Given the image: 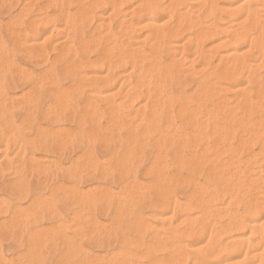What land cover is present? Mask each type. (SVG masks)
I'll return each instance as SVG.
<instances>
[{
  "label": "rangeland",
  "instance_id": "rangeland-1",
  "mask_svg": "<svg viewBox=\"0 0 264 264\" xmlns=\"http://www.w3.org/2000/svg\"><path fill=\"white\" fill-rule=\"evenodd\" d=\"M5 1H7V2H5ZM5 1L0 0V13H2V14H0V21L3 22L0 24V33H2V34H0V45H1L0 46V66L2 65L0 67V69L3 68L2 70H0V87L2 86L1 87V89L3 88L2 91L7 93L4 96V98L8 95V97H6L7 99L6 98L4 99L3 97H1L3 99V103L0 101V104H1L0 105V146H1L0 148L1 149L5 148L2 152L3 155L0 153V158H1V160H0V163H1L0 164L1 165L0 166V264H132V263L133 264H166V263L167 264L168 263L169 264L170 263H172V264H181V263L182 264H186V263L187 264H193L194 263V261H193L194 259L192 258L193 256L191 257V255H190L191 258L187 257V256H189V254L187 255L186 251L184 252V250L180 252L179 251L180 249L178 248V245H179L178 243H180V241H184L185 243H187V244L189 243L191 245V244H195L196 243L195 240L199 239L197 242H199V241H202L204 243L209 242L208 243L209 248H206L207 250L205 249L204 252L209 251L210 248L212 247V243H210V242H213V244H214V240H215V239H213V237H215V232H216L214 230H217V227L219 228V226H221V225H227V223L231 220L229 218H232V216L236 217L237 214H242L243 213L242 207L244 206L243 204L246 202L244 200L241 203V205H240V203L237 205V202H236V204H235V202H233V204L230 205L229 208H227L229 210V211L227 210V212L228 213L231 212V213H229V214L227 212H226V214L222 213V215H224V217L219 218L221 221L218 219V217L213 216V214L215 213L214 208H216L217 206L219 207L221 205L222 206L227 205L228 204L227 201L231 200L233 197L235 199L241 198L242 200L245 197L248 198L247 190H248V193H251V190H254V191L256 190L255 191L256 193L254 191H252V193L249 194V196L252 198L255 194H257L258 190L260 189V186H261L260 184L263 183V180H261V179L262 178L264 179V177H263L264 176V166L262 168V165L264 164V157L259 158V156L261 154L260 149L262 146V139L261 138L264 136V134H263L264 131L263 132L261 131L263 129V128H261V126L264 123L263 122L261 123V120H260L261 115L263 114L262 116H264V105H262L263 102L260 101L261 98H262L261 100H263V97H262L263 94H261V92L264 91V88H263L264 85H263V81H262L263 80L262 76H264V58H262L264 56H262V54L264 55V53H263L264 50L263 51L261 50L262 51L261 52L259 50V48L257 49L256 47H252L253 48V49H251L252 51L250 50V52L244 53V58L247 61L246 64L249 65L254 60H256V63L258 64L259 68L261 67L260 69H258V67H256L258 70L255 68L254 73H256V74L258 73L257 75L256 74L254 75V73L251 74V72H253L254 69L252 71H250L248 69V67L247 68L244 67L245 69L243 68L244 69L243 72L241 70V72H242L241 75H238L237 79L235 78L236 80H234V81H236V83L239 84L241 86V88H243V86H244V89H246L244 91H246V92H244V91H243L244 93L242 91L235 92L233 89H230V92L229 91L227 92L226 90H223V91L218 90L219 88L216 89L217 88L216 87L214 89L221 92L220 95H218L219 98H221V99H219L216 95L217 93L216 94H215V92L213 94L208 93L209 90H211L213 92L214 90H212L213 89L212 87H215V86H213V85L211 86V84H210L211 89H209L206 85L208 84V82H207V81H209L208 79H212L211 80L212 82H215L218 79V81L220 80L219 83L221 84V82L223 80L219 79L218 74H220V72H222L223 68H225V62L224 61H223V63H222V61L220 62L219 55L216 54L215 55L216 57H215L214 53H213V55L212 54L210 55V56H213L214 59L211 57H209L210 59L208 57H205L206 56L205 53L208 52L206 50H208V48L211 47L212 43L214 42L213 38H212L213 41L208 40V42H207V40H205L206 38L203 39V41L205 40L206 42L205 41H204V43L201 42L202 44H199V46H198L199 48L197 47V44H196V41L194 38L195 37L194 35H196V33L200 30L199 28L202 27L201 26L202 24L200 25V22H205L204 20H207L208 19L207 17H209V19H210L212 16V15L209 16L210 15V14H208L209 12L205 15L209 6L202 5L196 9H195V7H193V8L189 7L190 8L189 9L188 7H186L187 4L186 5L183 4L182 6H180L181 8H179V4H180V2L178 4L179 0H176L177 2L175 0H173V2L175 1L178 5H176L175 2H174L175 5L173 3L172 4L170 3V5H172L171 6L172 10L175 9V6H178V7H176V8H178V10L175 9L174 10L175 12L170 10L172 12L169 11V14H168V13H166V11L168 12L167 9H169V8H166V10H165L163 4L166 5L167 3L169 4V2H172V1L171 0H162L161 1V4H162L161 7H163V8L160 7L161 8L160 10L158 9V11L157 10L153 11V13H152L153 17L155 18L156 23L161 27V29L163 31H165V32L167 31V33H168V32H170L168 30H171V32L173 30H175V31H173V33L174 32L176 33V30L178 29V33L177 34L174 33L176 36L174 35L175 37H172V38H174L173 41L176 40L175 42L179 41L182 47H181V50H179L180 52L179 53L177 52V54L175 55L176 52L172 53L171 50H168V52H167L165 49V47L168 45L167 44L168 42L174 43L172 41V39L171 40H169L167 38H165L163 40L161 39V42L155 43V44H157L155 46L156 48L154 47L155 44L151 47V45L155 41H159L160 39L158 37V40H155V38H157L156 35H152L153 37H151V38L148 36L150 39H148V40L146 39L147 35H148L147 34L148 27H146L147 28L146 29L144 25H141L140 27L135 25V23H138L140 20L139 14H137V13L132 14L131 13L130 16L131 15H133V16H132V18L129 16L130 21L126 24L123 23V19L128 18V16H126V17L123 16L124 10L129 9L130 6H133L137 2H140L141 0H134V1L133 0H125L123 3L116 5V6H118V8L115 7V8H117V10L116 9L115 10L117 12L120 10L119 13H117L115 10H112L113 9L112 4L110 5L109 3H105L104 5L103 4L98 5L99 8L95 7L96 8L95 12L97 13V15L103 14V11L104 12L107 11V14H105L107 16V18L104 19L105 23L103 25L98 24L99 20H98L96 14L95 15H93V14L86 15L85 16L86 20H85V17H83V18L79 17L80 10H81L80 7L83 6V4L84 5L89 4L93 0H91V1L88 0V2H86V0H75V1L74 0H36V1H33V0H18V1L17 0H5ZM25 1L27 3H25ZM32 1L37 2V3H33ZM70 1H72V2H70ZM159 1L160 0H158V3H159ZM218 1L220 3L221 2L223 3V1H221V0H218ZM263 3H264V0H260L256 3H253V4L254 5L255 4L261 5ZM28 4L30 5V7H28L29 6ZM253 4H252V7H254ZM42 5H43V7H41ZM26 6H27V8H25ZM105 6H107V7H105ZM101 7H104V9ZM97 8H98V10H97ZM100 8H101V11H100ZM187 9H188V12H185V11H187ZM40 10H43L44 12H41ZM121 10H122L123 14H122ZM164 10H165V12H164ZM113 11H115V12H113ZM177 11L178 12L183 11V12H182V14H179ZM28 12L29 13L31 12V16ZM190 12H191V14H190ZM46 13H47V15H46ZM67 13L74 14L73 20L76 22L72 21L70 23L71 27L69 25V26H66V28H65V26H64V23H65L64 18L65 17L64 16ZM113 13H115V14H113ZM32 14L35 16H33ZM117 14H120V15L118 16ZM238 14L242 15V18L240 17L239 19L245 21V22L239 21V22H242L241 24H243V26H244L241 28L239 27L240 29L243 28L240 31L244 32L245 28H246L247 33L250 31L249 36H251L252 34H254L255 36H258V31H260V29L258 28L257 25L256 26H253L255 24L252 25V17L253 16L252 15L247 16V15H245V13H244V15L242 13H238ZM53 15H55V16H53ZM89 16H90V18H89ZM93 16H94V18H92ZM180 16H181V18H180ZM203 16H205L206 19ZM216 16L217 17L219 16V18L223 17L222 18L223 23H225V24L230 23L234 19V18L232 19L231 16H230L231 18H229V17H227V15H224L222 13L219 14V12L216 13ZM245 16L250 17L249 20ZM28 17L30 19H32L33 17L34 18L36 17L37 20L43 19V22H41V24H40L41 26L40 25L39 26H40V29L42 28L41 30H45L47 32V33L45 32L46 34H43L40 38L36 39L34 45L28 43L29 41H31V38H30V40H29V38L27 39L28 40L27 43H25V44L22 43L24 41L23 40V38H24L23 31L25 30L24 32H26L27 34L29 33L28 26L25 23L27 20H29ZM46 18H48V19H46ZM87 18H89L91 21L89 22V19L87 21ZM246 18H247V20H245ZM262 18H263V16H262ZM82 19L86 22V24H87L86 26H85V22ZM169 19H170V21L171 20L172 21L168 22L167 20H169ZM185 19H186V21H185ZM195 19L196 20L198 19L197 22ZM176 20H177V24L175 23ZM189 20H190V22H189ZM191 20L193 21L194 24L192 23ZM224 21H226V22H224ZM249 21L251 22V24L249 23ZM96 23H97L98 27H95V26H97ZM22 24H24V25H22ZM129 24L132 26L133 29L130 27ZM196 24H198V27ZM199 25H200V27H199ZM100 26H102V27H100ZM133 26L135 27V30L137 29L136 34L134 32L135 30H134ZM187 26H188V28H187ZM10 27H12V28H10ZM54 27H56V28L58 27V30L57 29L55 30ZM251 27H254L255 29L254 28L251 29ZM43 28H46V29H43ZM72 28H73V30H72ZM63 29H64V31H62ZM140 29L143 31H141ZM184 29H185V32L182 33V30L184 31ZM190 29L193 32L190 31ZM52 30H53V32L51 33ZM75 30H77V31H75ZM106 30L108 32H106ZM110 30H111V32H110ZM119 30L121 32H119ZM18 32L19 33L21 32L22 35L21 34L19 35ZM104 32H105V34H104ZM116 32L119 34V35L116 34V35H118L117 39L115 37ZM180 32H181V34H180ZM80 33H82V35ZM123 33L126 36L123 35ZM138 33H139V35H138ZM97 34L101 35L102 37L99 36V38H98ZM120 34L122 36H120ZM12 35H14V36H12ZM57 35H58V37H57ZM65 35H67V36H65ZM140 35L141 36L143 35V36L141 37ZM254 35H252V36H254ZM27 36H29V34ZM46 36H50V37H48V39H46L47 38ZM123 36H124V38H123ZM144 36L146 37L145 39H144ZM44 37H45V40H44ZM136 37L139 38V40H140V42L137 43L138 45L134 44ZM168 37H170V36H168ZM189 37L191 38V40H188ZM152 38L155 40V41L153 40L154 42L151 40ZM49 39H52V40H49ZM91 39L92 40L95 39V41H91ZM120 39H122V40H120ZM166 39L169 41L166 42ZM209 39H211V38H209ZM46 40H48V41H46ZM108 40H110V41H108ZM112 40L114 41V43ZM119 40L121 41V43ZM124 40H126V41L123 42ZM127 40H128V42H127ZM164 40L166 43L162 42ZM17 41H20V42L17 43ZM129 41L131 42V44ZM42 42H44L45 44ZM116 42H119V43H116ZM151 42H153V43H151ZM115 43L117 44V46ZM161 43H163V44H161ZM99 44H101V45H99ZM107 44L109 45V47ZM122 44H124L123 47H122ZM163 45H165V47ZM131 46L133 48L130 49ZM135 46L137 49L134 48ZM248 46H249V42L247 44V47H246V45H243L241 47H246L249 49ZM111 47H114V48H111ZM138 47H139V50H138ZM159 47H160V49H159ZM206 47H207V49H206ZM73 48H74V50H73ZM108 48L110 51L107 50ZM122 48H125V49H122ZM153 48H155V50L157 49V51L155 52V50H153ZM91 49H93V50H91ZM101 49H103V50L100 51ZM121 50H123V51H121ZM126 50H128V51H126ZM135 50L137 52L136 54H139V55H137L138 57L135 55V52H134ZM140 50L143 52L141 53ZM71 51H73V53L75 55ZM92 51H94V52L92 53ZM56 52H57V54H56ZM105 52L108 54L106 55ZM119 52H123L125 55L130 54V56H127L128 58L124 61L123 65L121 63L120 65L119 64L113 65V67H111L112 64L110 63V61L114 60V59H112L113 55H115L116 53L119 54ZM145 53L147 56L145 55ZM150 53H151V56H150ZM60 54H62L63 57ZM4 56H5V59H7L6 63L8 64V66L5 63V59H2V57L4 58ZM28 56H30V57H28ZM133 56L134 57L136 56L137 58L135 59ZM57 57H59L60 59L59 58L57 59ZM110 57L112 60L109 59ZM116 57H114V58H116ZM88 58L93 60V61L96 59H100L98 64H95L96 66H93L95 69L93 67L91 68V65L89 66L91 69H89L88 66H86V64H83V67L85 69L82 67V65H80L81 61H85V59H88ZM138 58H140V59H138ZM143 58H145L146 60ZM149 58H151L150 60L153 61L154 63H152L149 60ZM205 58L207 60L209 59V60H213V61L208 62ZM8 59H10V60L8 61ZM141 59H143V60H141ZM191 60L193 62H191ZM174 61L176 62V64ZM217 61L222 63V64L218 63ZM9 62H10V65H9ZM125 62L126 63L128 62V64L126 66H124L126 64ZM134 62L136 63V65L134 64ZM189 62L191 65L189 64ZM207 62L211 63V64H208ZM151 63H152V65H151ZM155 63L156 64L159 63L160 64L159 67H157L158 64L155 65ZM168 63L170 65L173 64L172 69H170L171 66L168 68V70L169 69L171 70L170 71L171 73H169L168 75H159L162 73L164 74V72L166 70L165 66H167ZM14 64H16V65H14ZM131 64L133 66L130 67ZM153 64H154V66H153ZM20 65L23 67H21ZM148 65L149 66L151 65L152 67L151 66L149 67ZM122 66H124L125 68ZM135 66H137V67L134 68ZM139 66H141V67H139ZM186 66H187V68H186ZM190 66H192V67H190ZM211 66L213 69L210 68ZM63 67H64V69L66 67V69H65L66 71L63 70ZM101 67L103 68L102 70L100 69ZM116 67L117 68L121 67V68L117 69ZM153 68H155L154 70L157 69L156 71H159V73L156 71H153ZM44 69H45V71H44ZM89 70H91L92 72L91 71L89 72ZM107 70H108V72L109 71H111V72L108 74ZM125 70H126V72H125L126 75H125V77L124 76L123 77L126 80L123 77L119 78V74H121ZM145 70H146V72H145ZM215 70H216V72H214ZM248 70L250 73L247 72ZM129 71L131 73L128 74ZM147 72H149V73H147ZM179 72H180V74H179ZM71 73L72 74L74 73V74L72 75ZM150 73L153 74L154 77H155L154 74L156 73L155 79H153L154 77H150L151 76ZM89 74H90V76H89ZM91 74H92V76L94 74L97 76V74H98L99 76H102V77L108 75L109 78L111 79L110 81L112 82V85H111V82H109L110 85L108 84V87H107V84L106 85L100 84L99 80H95L96 78L92 77ZM145 74H146V77H143L142 75H145ZM203 74H205L204 76L209 75V77L211 76V78H209L207 76L208 78H207V81L205 82L206 77H203ZM44 75H46L47 77ZM128 75H131V76H128ZM174 75H176L174 77L175 80L172 77ZM246 75H251L252 78H250ZM86 76H87V78H86ZM245 76L248 78H246ZM40 77H42V78H40ZM43 77H45V78H43ZM166 77H167V79H166ZM213 77H215V78H213ZM137 78H138V80H137ZM203 78H205V79H203ZM88 79H89V81H88ZM117 79H118V81H117ZM140 79H143V81L145 79L146 80L144 82L143 81L141 82ZM157 79H158V81H157ZM164 79H166L167 82L170 79L171 82L165 84L166 80L164 81ZM171 79H173V80H171ZM151 80L152 81L156 80V81L151 82ZM9 81H11V82L8 83ZM50 81H51V83H49ZM161 81L163 82V84ZM199 81H201V82H199ZM122 82H123V84L121 85ZM133 83L135 86L133 85ZM143 83L146 85L144 86ZM35 84H36V86H35ZM48 84H50V85H48ZM149 84H152V85H149ZM153 84L155 86H153ZM201 84L204 87L206 86L205 87L206 89L204 88V90L207 91V89H208V91L206 93L209 94L210 96L207 95L205 92L200 91V90H203V87L200 86ZM222 84H225V81L222 82ZM31 85H32V87H31ZM73 85H74V87H73ZM120 85H121V87H120ZM162 85L164 86L165 92H163V88H162L163 86ZM166 85H167V88H166ZM38 86H40V87H38ZM68 86L70 89L68 88ZM109 86H111V87H109ZM122 86H125V87H122ZM168 86H169V88H168ZM148 87H149V89H148ZM153 87H155L156 90ZM44 88H46L47 91ZM50 88H52V90ZM58 88H60V89H58ZM71 88H72V90H71ZM82 88H83V90H82ZM124 88L126 91L124 90ZM160 88L162 90H160ZM53 89H56V91ZM118 89H119L120 93L118 91V93H116V95L114 96L115 92ZM62 90H63V93L61 92ZM109 90H111L112 94L106 96L105 91L107 92ZM149 90L151 93H148ZM152 90H154V91H152ZM58 91L63 94V96H60L59 98L64 97L63 99H65V102L63 101V99L61 100V99L57 98V95L59 93L56 95V98L58 100H61V101H60V103L59 102L57 103V101H55L57 99L54 97L53 93L54 92L57 93ZM155 91H157V92H155ZM247 91H248V94H246ZM258 91H259V93H258ZM25 92H26V94H23ZM64 92H65V95H64ZM154 92H155V94H153ZM170 92H171V94H170ZM93 93H95V94H93ZM202 93H205V96ZM37 94H38V96H36ZM88 94H90V95H88ZM161 94H163L162 95L163 97L161 96ZM214 94L217 97V99H215V96H213ZM25 95L27 98L25 97ZM87 95L89 96V98L87 97ZM91 95H93V96H91ZM241 95H243V96H241ZM1 96H3V95H1ZM125 96H126V98H125ZM159 96L161 98H159ZM190 96H191V98H190ZM200 96L202 98L201 101H204V102L200 101V99H199ZM211 96H213L212 99L213 100L215 99L214 100L215 102L212 99H210ZM244 96H246V97H244ZM90 97H92V98H90ZM156 97L158 100L155 99ZM226 97L228 98V100L230 99L229 100L230 102L226 101V99H227ZM238 98H239V101H237ZM242 98H244V99H242ZM2 99H0V100H2ZM8 99H10V100H8ZM91 99H92V101H91ZM5 100L7 103L5 102ZM88 100H89V102H88ZM257 100L259 102H261L262 104L261 103L257 104V102H258ZM30 101H31V103H30ZM157 101H158V104L153 103V102H157ZM160 101H161V104H159ZM198 101L200 103V106L198 104ZM218 101H220V103H219L220 105L216 104V102L218 103ZM255 101H256V103H255ZM24 102L26 104H24ZM90 102H92V103H90ZM117 102H118V104H120L119 105L120 107L118 106ZM145 102H146V104H144ZM231 102H233V103H231ZM139 103H141V105ZM142 103H143V105H142ZM30 104H32L33 106ZM50 104H52L53 107H52V105L50 106ZM59 104L60 105L64 104V106L61 105V107L58 108L60 106ZM197 104H198V107H197ZM212 104H214V105H212ZM223 104H225L226 107ZM245 104L247 106L249 105L248 106L249 108L247 106H245ZM23 105H25V106H23ZM48 105H49V107H48ZM56 105H58L57 109H56ZM115 105H117L118 107ZM145 105H147V106H145ZM155 105H156V108L159 107V109L154 108L152 111V107ZM160 105H162V106H160ZM234 105H235L234 110H232V109L230 110L228 108L230 106L233 108ZM8 106H10V107H8ZM21 106H22V108L24 107L25 109L24 108L23 109L18 108ZM184 106H187L188 108L184 107ZM220 106L223 109L221 112L218 110L219 109L218 107H220ZM74 107H76V108H74ZM164 107L166 108V110L164 109ZM172 107H173V109H172ZM179 107L180 108L182 107V109H184V110H182L180 112L181 109ZM246 107H247V109H245ZM26 108H28V110ZM61 108H63V109H61ZM71 108H73V110H74L73 113H75V114H72V112H71L70 114L68 113L69 114L68 115L66 112H67V110L70 111ZM176 108L179 112L176 110ZM150 109H151V111H150ZM191 109L192 110L195 109L193 111V113H192ZM199 109H201V110H199ZM227 109H229V110H227ZM156 110H157V112H161V113L156 114L157 113ZM197 110H198V112H197ZM58 111H59V113H58ZM210 111H211V113H210ZM238 111H240V112L237 114ZM171 112H173V113H171ZM194 112H196V113H194ZM153 113H154L153 116H155L156 118L152 117ZM170 113H171V115H170ZM46 114H48V115H46ZM183 114H184V116H182ZM240 114H241V116H240ZM50 115H53V116L50 117ZM70 115L72 116V118H70L71 117ZM68 116H70V117H68ZM131 116H132V118H131ZM54 117H56L58 119H56V121H55V120H53ZM194 117L196 118L195 119L196 121L194 120ZM68 118H69V120H68ZM78 118H79V120H77ZM152 118L154 120H150ZM71 119L72 120L75 119V120L71 121ZM148 119L150 120V122ZM25 120H26V122H25ZM183 120L185 121V124H184ZM224 120L226 121V123H224ZM257 120H258V122H257ZM171 121H172V123H171ZM259 121H260V123H259ZM217 123L218 124L222 123V124L219 125L220 126L219 127V126H217L218 125ZM254 123H256V124H254ZM5 124H6V126H5ZM29 124H31V126ZM125 124H126V126H125ZM242 124H243V126H241ZM39 125H40V127H39ZM25 126H27V127H25ZM28 126H29V128H28ZM78 126L79 127L82 126V127L79 128ZM221 126H222V128H221ZM56 127L58 128V130ZM59 127H60V129L62 128L65 131H63L62 129L60 131ZM67 127H68V129H67ZM200 127H201V131H199ZM203 127H204V129L202 130ZM223 127L226 131L223 130ZM259 127H260V130H259ZM152 128L155 130L152 131ZM212 128H214V129H212ZM241 128H243V129H241ZM74 129H76V130L79 129V130L76 131ZM99 129H102V130L100 131ZM228 129L230 130V132ZM70 130H72V131H70ZM145 130H147V131L145 132ZM220 130H222V131H220ZM53 131L55 132V134H53L54 133ZM94 131H96V132H94ZM167 131L169 133H167ZM215 131H217V132H215ZM258 131L259 132L261 131V134H260L261 136L259 135ZM17 132H19V133H17ZM72 132H74V133L76 132L74 134L75 137L73 134L71 135ZM152 132H153V135H152ZM204 132L206 134L208 133L209 135L208 134L206 135ZM14 133L17 134L18 136L15 135ZM113 133H114V135H113ZM185 133H187V134H185ZM254 133H256L255 134L257 136L256 139H255L256 136L254 135ZM91 134H93V135H91ZM96 134H98V136ZM85 135L87 138H85ZM115 135H116V137H115ZM178 135L181 136V138ZM21 136H23V137H21ZM39 136H40V138L42 137L41 140H43V141L38 139ZM103 136H105L107 138H105ZM218 136H219V139L217 138ZM100 137L104 138V140L103 139L101 140ZM25 138H27V139H25ZM250 138H251V140H250ZM125 139H126V141H125ZM7 140H8V143H7L8 145L6 147L5 142H7ZM13 140H14V142H13ZM25 140H26V143H25ZM215 140H216V142H215ZM219 140L221 141V143ZM245 140H246V142H245ZM243 141H244V144H246V146L243 144ZM2 142L4 144H2ZM35 142H36V144H35ZM20 143L22 146L25 145L22 147V149L19 148ZM40 143H41V145H40ZM240 143H242V145ZM253 143H255V144L252 147L251 145ZM14 144H17L18 146L14 147L13 146ZM63 144H65V145H63ZM160 144H161V146H160ZM30 145H32V146H30ZM54 145L57 146L56 150H55ZM213 145H216L217 147L213 146ZM240 145L242 147H240ZM247 145H248V147L250 146L251 149L247 150V148H246ZM41 146H43V147H41ZM200 146H202V147H200ZM35 147H36V149H35ZM39 147H41V149ZM243 147L245 150L241 149ZM58 149H60V150H58ZM129 150L131 152H129ZM198 152H199V154H198ZM215 152L217 154L219 153L218 157H215L217 155V154H214ZM172 153H174V154H172ZM181 153H183V154H181ZM200 153H202L204 156ZM197 154H198V156H197ZM223 154L226 156H224ZM96 155H98V156H96ZM159 155L160 156L162 155L164 157L162 158V156L160 157ZM178 155H179V157H178ZM185 155H187V157ZM252 155H253V157L256 156L259 159H263L262 160L263 164L261 163V169L263 170V172L260 171V173H254L255 166H253V165H255V164H253V163L256 162V160H257L258 163L256 162V166L257 165L259 166V162H261V160L255 159L256 157H254V159H253ZM85 156H86V158H85ZM220 156H222V158ZM189 157L192 160H190ZM207 157L209 160L207 159ZM214 157L216 159H214ZM234 157H235V159H234ZM89 158L90 159L92 158V161ZM180 158L182 160L184 158L183 163H185V161H186V163H185L186 166H183L182 162H180L181 161ZM188 158H189V162L187 160ZM28 159H30V161L33 162V164L35 166L32 163H28V162H30ZM44 159H45V161H44ZM126 159H127V161H126ZM153 159L155 161H153ZM247 159H249V160L251 159L252 163H250L251 160L249 161ZM72 160H73V162H72ZM201 160H202V162H201ZM210 160H213V162H214V160H216L215 162L218 161L216 164L217 165L219 164L218 166H219L220 170L218 168H217V170H209L210 168H212V166L214 169H216L215 167H218L217 165H215V162H214V165H215L214 166L213 163H211L212 161H210ZM246 160L248 161L249 164L247 163ZM253 160H255V161H253ZM177 161L180 163H178ZM231 161H233V162H231ZM190 163L192 166L194 165L193 166V168L195 167L194 171L196 169L197 173H199L200 175L197 173L196 174L191 173V172H193V170H190L192 167H190V165H189L190 169L187 167L188 166L187 164H190ZM203 163H205V164H203ZM176 164H180V165H176ZM94 165H95V167H94ZM202 165H203V169H202ZM223 165H226V166L223 167ZM152 166H154V167H152ZM227 166H228V168H225ZM249 166H250V169L253 167L252 168L253 171L249 169ZM104 168H106V169H104ZM186 168H188L189 171ZM222 168H225V169H222ZM152 169H153V171H152ZM208 170L212 171V173L214 174L213 178H211L212 183H214V185L211 183V180H209V178L212 177V175H210V177H209L210 172ZM218 171H219V174H221V175L217 174ZM206 172H208V173H206ZM220 172H222V173H220ZM222 174H223V176H222ZM260 174H262L263 176H261ZM215 175H217L218 178L223 177L222 179H224V180H222V179L217 180L216 179L217 177ZM250 175L252 177L254 176V178H258V182L255 181V183H254V181H251ZM248 176H249V178H248ZM259 177H260V179H259ZM176 179L179 182L175 181ZM213 179L216 180V183H215V180H213ZM219 181H221L222 183ZM243 182H246V185H248V183H249L250 186L249 185H248L249 187L246 186L245 184H243ZM228 183H230V184H228ZM256 183L259 184L258 188H257ZM169 184H170V186H169ZM172 184H174V185H172ZM208 184H209V186H208ZM175 185H177V186H175ZM199 185L201 188L199 187ZM202 185L204 186L203 188H202ZM234 185H235V187H234ZM239 185L241 187L244 186V188L246 187V189H240ZM99 186H102V187L100 188ZM11 187H13V188H11ZM205 187L208 189V191ZM249 188H250V190H249ZM239 189L243 193H240ZM205 190L208 193L205 192ZM231 190H233V191L235 190L234 191L235 194H233V191H231ZM244 190H246L245 191L246 193L244 192ZM17 191H19V192H17ZM200 191L203 193H201ZM238 191H239V193H238ZM198 192L201 193L200 195H202V196H200ZM216 192L218 194L220 192V194L218 195ZM17 193H19L20 196H18ZM253 193H254V195H253ZM160 194H162V195H160ZM163 194H165L166 196H164ZM203 194H204V197H203ZM211 194H213L214 197H213V195L211 196ZM240 194H242V195H240ZM245 194H247V196ZM223 195L225 196V198ZM234 195H237V197H235ZM207 196H208V198H207ZM156 197L158 199L161 198L160 199L161 201L157 200L160 202V203L158 202V204H157V201L155 200V199H157ZM201 197L204 198V200ZM219 197H220V199H218ZM153 198H155V199H153ZM191 198L192 199L195 198L196 200H197V198H198V200L201 199L204 207L206 208L205 212L207 211V213L205 214V212H204L203 215L201 216L202 212L200 211V209L194 206V204L196 202L195 199L192 200ZM228 198H231V199H228ZM234 198L232 200H234ZM209 199H211L210 200L211 203H207V202H209ZM212 199L215 200L216 203L213 202ZM248 199H250V198H248ZM95 200H96V202H95ZM242 200H240L239 202H241ZM93 201H94V203H93ZM204 201H206V202H204ZM234 201H237V200H234ZM246 201H247V199H246ZM88 202H90V203H88ZM164 203L168 208L166 206H164ZM189 203L192 204V206H193L192 209L186 207V204L188 205ZM87 204H89V205H87ZM178 204H180V207L178 206ZM208 204H209V206H208ZM14 205L17 207H15ZM212 205H214V206L211 207ZM184 206L186 209H189V210L191 209L193 211H191V210L188 212L185 211L186 209L184 208ZM237 206H238V208H237ZM18 207H19V209L22 210V211L20 210L21 212H19ZM82 207H84V208H82ZM157 207L158 208L163 207L164 209L163 208L157 209ZM210 207L213 208L214 211L213 210L212 211L214 213L211 210H209ZM197 209H199V210L197 211ZM263 209H264V207H263ZM182 210H184L187 213L190 212L191 213V214L189 213L190 215H194V214L195 215L197 214V216L199 215V217H198L199 219L196 218L197 221L196 220H194V221L196 223H198V225H201L200 226L201 228L199 226H197V224L195 222H192L193 219L190 220V222L192 223L191 224L192 228H191L190 223L188 221L184 220V218L187 216V214H185V212L183 213ZM235 211H237V212H235ZM211 212H212V214H211ZM18 213H19V215H18ZM79 214H80V216H79ZM86 215H88V216H86ZM195 215H194V217H195ZM205 215L207 218L204 217ZM208 215H210L209 218H211V219L216 218L217 220H215V219L209 220ZM259 215H260V217L257 216L258 217L257 219L259 221L264 220V210H262V211L260 210ZM89 216H90V218H89ZM169 216H170V218H169ZM85 217H86V219H85ZM167 217H168V219H167ZM200 217H202L203 221L200 220ZM16 218L17 219L20 218L19 221H17ZM87 218H88V221H87ZM12 219H15V220L12 221ZM84 219H85V221H84ZM62 220L64 221L63 224L64 225L67 224V226L62 227L63 224L62 223L59 224L60 222H62ZM204 220L208 221L207 223H204L205 225H208V226H206V227H208L207 229L205 228L204 224L203 225L200 224V223L204 222ZM10 221H12V223H10ZM15 221H17V222H15ZM30 221H31V223H30ZM182 221H185V224ZM216 221H217V224L220 223L219 226L216 224ZM181 222L184 225H180ZM209 222H210V224H209ZM56 223H58L59 225ZM187 223L189 224V226ZM177 224H179L180 227ZM195 224H196V227H195ZM202 226H204L203 228H205L206 230L203 229ZM69 227L71 228V230ZM197 227H199L200 229L199 228L197 229ZM188 228L192 229L191 233H190V230L188 232ZM38 229H40V230H38ZM184 229H186V231L188 232V235H190V236H188L186 234L187 232ZM193 229L196 231H194ZM208 229H210V230H208ZM182 230H183V232H182ZM197 230L199 232L202 230V232L198 233L199 235L202 233L204 234L205 231L207 234L205 233L204 234L205 236L200 235V238H197V237H199V235L195 236V233L198 232ZM28 231H30L31 233ZM241 231L242 230L236 231V233L234 232V234H239V232H241ZM177 232H178V234H177ZM181 232H182V234H180ZM192 232H194V233H192ZM209 232L210 233L212 232V233L210 234ZM65 234H66V236H65ZM191 237H193L192 239H194V240L190 239ZM207 238H208V240H207ZM212 239H213V241H212ZM178 252H180V253H178ZM175 254L177 255V258L175 260L178 262H171V261L167 262V259L169 257H173V260H174V257H176ZM171 255H173V256H171ZM99 258H101V259H99ZM163 258L165 259V261ZM184 258H186V259L184 260ZM168 260H170V258ZM179 261H180V263H179Z\"/></svg>",
  "mask_w": 264,
  "mask_h": 264
},
{
  "label": "bare ground",
  "instance_id": "bare-ground-1",
  "mask_svg": "<svg viewBox=\"0 0 264 264\" xmlns=\"http://www.w3.org/2000/svg\"><path fill=\"white\" fill-rule=\"evenodd\" d=\"M5 1V0H4ZM18 1V0H17ZM33 1H36V0H33ZM32 1V2H33ZM75 1V0H74ZM91 1V0H90ZM111 3H110V2ZM93 0L92 2H90L89 4H87V5H84L83 3V6H81L80 8H81V10H80V15H79V17H85L86 15H88V14H93V15H95L96 14V16H97V18H98V24H100V25H103L104 23H105V21H104V19L105 18H107V16L105 15V14H107V11H103V14H99V15H97V13L95 12L96 11V8L95 7H98L99 8V6L98 5H104L105 3H109L110 5L112 4L113 5V9L112 10H117V8H118V6H116V5H118V4H121V3H123L125 0ZM134 1V0H133ZM161 1L162 0H160L159 1V3H158V0H141L140 2H137L136 4H134L133 6H130V8L129 9H127V10H124V15L123 16H128V18H125V19H123V23H128L129 21H130V17L132 18V16L133 15H131L130 16V14L132 13H137V14H139L140 15V20H139V22L138 23H135V25L136 26H138V27H140L141 25H144L145 26V28L146 27H148V31H147V38L144 36V39L146 38L147 40L148 39H150L151 37H153L152 35H156V37L157 38H155V40H158V37H159V41H155L153 38L151 39L153 42H151V43H153L152 45H151V47L155 44V43H158V42H161V39L163 40V39H165V38H167V39H169V40H171L172 39V41L174 40V38H172V37H175L176 35L175 34H177L178 33V29L176 30V33L174 34L173 33V31H175V30H173L172 32H171V30H168V31H170V32H168L167 33V31L165 32V31H163L162 29H161V27L156 23V20H155V18L153 17V11H158V9L160 10L161 8H163V7H161ZM172 2H169V4L167 3L166 5L165 4H163V6H164V9L166 10V8H169V9H167L168 10V12L166 11V13H168L169 14V11L170 10H172V5H170V3L172 4H174V2L176 1H174L173 2V0H171ZM221 1H223V3L221 2H219L218 0H179L178 1V4H179V2H180V4H179V8H181L180 6H182L183 4H187L186 5V7H195V9L196 8H198V7H200V6H202V5H206V6H209L208 7V9H207V11H206V13H205V15L208 13V14H210L209 16H211V18L209 19V17H207L208 19L207 20H204L205 22H200V25L202 26L201 28H199L200 30L196 33V35H194L195 37V41H196V44H197V47L199 46V44H202L201 42H203L204 43V41L205 40H207V42H208V40L210 41V40H212L213 41V39H214V42L212 43V45H211V47H209L208 48V50H206V51H208V52H206L205 54H206V56L205 57H211V58H213V56H210L211 54L213 55V53H214V56L217 54V55H219V60H220V62L222 61V63H223V61L225 62V68H223V70H222V72H220V74H218V77H219V79H221V80H223L222 82H224L225 81V84H222V82H221V84L219 83V81H218V79H217V81H215V82H212L211 80L212 79H208L209 81H207V78L209 77V75H207V76H204L205 74H203V77H206V79L205 78H203V79H205V82L207 81L208 82V84L206 85L209 89H211V86L213 85V86H215V87H212L213 89L212 90H214L213 92L211 91V90H209V94H213L214 92H215V94L217 95V97L219 98V96L218 95H220V93L221 92H219V91H217L216 89H218V90H221V91H223V90H226L227 92L229 91L230 92V89H233L235 92H240V91H244V90H246V89H244V86H243V88H241V86L239 85V84H237L236 83V81H234V80H236L237 79V76L238 75H241V73L243 72V70L245 69V68H247L248 67V69L250 70V71H252L253 69V72H251V74H253L254 72H255V68L256 67H258V69H260L259 68V66H258V64L256 63V60H254L252 63H250L249 65L248 64H246V59L244 58V53H248V52H250V50L251 49H253L252 47H256L257 49L259 48V50L261 51H263L264 50V3L263 4H261V5H254L253 3H256V2H258V1H260V0H221ZM5 2H7V1H5ZM9 2V1H8ZM31 2V1H30ZM29 2V3H30ZM41 2V1H40ZM67 2V1H66ZM70 2H72V1H70ZM69 2V3H70ZM86 2H88V0H86ZM177 2V1H176ZM175 2V3H176ZM25 3H27L26 1H25ZM33 3H37V2H33ZM49 3V2H48ZM51 3V2H50ZM77 3V2H76ZM53 4V3H52ZM86 4V3H85ZM108 4V5H109ZM177 3H176V5H178ZM252 4H253V6L254 7H252ZM29 5V4H28ZM27 5V6H28ZM48 5V4H47ZM175 5V4H174ZM173 5V6H174ZM184 5V6H185ZM27 6L25 7V8H27ZM79 6V5H78ZM22 7V6H21ZM28 7H30V5L28 6ZM32 7V6H31ZM38 7V6H37ZM36 7V8H37ZM41 7H43V5L41 6ZM105 7H107V6H105ZM115 7H117V8H115ZM161 7V8H160ZM171 7V8H170ZM176 7H178V6H175V9H177L178 10V8H176ZM24 8V7H23ZM35 8V7H34ZM78 8V7H77ZM76 8V9H77ZM98 8H97V10H98ZM101 8H103L104 9V7H101ZM101 8H100V11H101ZM111 8V7H110ZM189 8V9H190ZM206 8V7H205ZM22 9V8H21ZM41 9V8H40ZM50 9V8H49ZM95 9V10H94ZM102 9V10H103ZM175 9H173L172 11L173 12H175L174 10ZM28 10V9H27ZM45 10V9H44ZM115 10V11H116ZM165 10H164V12H165ZM200 10V9H199ZM198 10V11H199ZM41 12H44L43 10H40ZM39 11V12H40ZM111 11V10H110ZM115 11H113V12H115ZM172 11H170V12H172ZM185 11V10H184ZM190 11V10H189ZM8 12V11H7ZM56 12V11H55ZM78 12V11H77ZM117 12V11H116ZM120 12V10L117 12V13H119ZM121 12H122V10H121ZM178 12V11H177ZM183 12V11H182ZM182 12L180 11V12H178L179 14H182ZM185 12H188V9H187V11H185ZM217 12H219V14L220 13H222V14H224V15H227V17H229V18H231L232 17V21L230 22V23H227V24H225V23H223V17L222 18H219V16L217 17L216 16V13ZM9 13V12H8ZM29 13V12H28ZM51 13V12H50ZM109 13V12H108ZM112 13V12H111ZM110 13V14H111ZM155 13V12H154ZM238 13H242L243 15H244V13H245V15H247V16H253L252 17V25L253 24H255V25H253V26H258V28L260 29V31H258V36H255L254 34H252V35H254V36H249V32L247 33V31H246V28H245V31L244 32H242V31H240V30H242V29H240L241 27H244L243 26V24H241L242 22H239V21H243V20H241V19H239L240 17L242 18V15L241 14H238ZM0 14H2V13H0ZM30 14V16H31V12L29 13ZM53 14V13H52ZM51 14V15H52ZM113 14H115V13H113ZM122 14H123V12H122ZM184 14V13H183ZM187 14V13H186ZM190 14H191V12H190ZM193 14V13H192ZM33 15V14H32ZM45 15V14H44ZM46 15H47V13H46ZM57 15V14H56ZM109 15V14H108ZM118 16L120 15V14H117ZM163 15V14H162ZM178 15V14H177ZM176 15V16H177ZM29 16V15H28ZM33 16H35V15H33ZM53 16H55V15H53ZM95 16V17H96ZM130 16V17H129ZM172 16V15H171ZM197 16V15H196ZM216 16V17H215ZM231 16V17H230ZM236 18H235V17ZM247 16H245V17H247ZM262 16H263V18H262ZM51 17V16H50ZM57 17V16H56ZM65 18H64V26H65V28H66V26H69L70 25V23L72 22V21H74L73 19H74V14H70V13H67L65 16H64ZM203 17H205V16H203ZM45 18V17H44ZM89 18H90V16H89ZM89 18H87V21H88V19ZM92 18H94V16L92 17ZM173 18V17H172ZM180 18H181V16H180ZM228 18V19H229ZM244 18V17H243ZM248 18V20H249V18L250 17H247ZM247 18L245 19V20H247ZM28 19L29 20H27L25 23H26V25L28 26V31H29V36H27L28 34L26 33V32H24L23 31V36H24V38H23V44H25V43H27L28 42V38H29V40H30V38H31V41H29L28 43L29 44H33L34 45V43H35V41H36V39H38V38H40L43 34H46L47 32L45 31V30H41L40 29V24H41V22H43V19H39V20H37V18L35 17H33L32 19H30L29 17H28ZM46 19H48V18H46ZM54 19V18H53ZM187 19V18H186ZM186 19H185V21H186ZM191 19V18H190ZM205 19H206V17H205ZM239 19V20H238ZM83 20V19H82ZM85 20H86V17H85ZM95 20V19H94ZM178 20V19H177ZM177 20H176V24H177ZM183 20V19H182ZM196 20V19H195ZM198 20V19H197ZM197 20H196V22H197ZM40 21V22H39ZM84 21V20H83ZM91 20L89 19V22H90ZM111 21V20H110ZM109 21V22H110ZM133 21V20H132ZM131 21V22H132ZM168 22L170 21V19L169 20H167ZM172 21V20H171ZM170 21V22H171ZM184 21V20H183ZM192 21V20H191ZM15 22V21H14ZM19 22V21H18ZM63 22V21H62ZM74 22H76V21H74ZM85 22V21H84ZM108 22V21H107ZM130 22V23H131ZM167 22V23H168ZM189 22H190V20H189ZM224 22H226V21H224ZM243 22H245V21H243ZM1 23H3V22H1L0 21V24ZM165 23V22H164ZM187 23V22H186ZM192 23H193V21H192ZM199 23V22H198ZM249 23L251 24V22L249 21ZM18 24V23H17ZM112 24V23H111ZM132 24V23H131ZM175 24V25H176ZM194 24V23H193ZM3 25V24H2ZM16 25V24H15ZM22 25H24V24H22ZM40 25V26H39ZM87 24H86V22H85V26H86ZM96 25H97V23H96ZM108 25V24H107ZM130 25V24H129ZM161 25V24H160ZM169 25V24H168ZM197 25V27H198V24H196ZM200 25H199V27H200ZM242 25V26H241ZM109 26V25H108ZM163 26V25H162ZM165 26V25H164ZM183 26V25H182ZM185 26V25H184ZM191 26V25H190ZM251 26V25H250ZM70 27H71V25H70ZM95 27H98V25L97 26H95ZM100 27H102V26H100ZM121 27V26H120ZM130 27L132 28V26L130 25ZM134 27V26H133ZM176 27V26H175ZM240 27V28H239ZM10 28H12V27H10ZM55 28V30L57 29L58 30V27L56 28V27H54ZM111 28V27H110ZM177 28V27H176ZM179 28V27H178ZM183 28V27H182ZM186 28V27H185ZM187 28H188V26H187ZM190 28V27H189ZM254 27H251V29H253ZM257 28V27H256ZM257 28V29H258ZM43 29H46V28H43ZM86 29V28H85ZM119 29V28H118ZM133 29V28H132ZM147 29V28H146ZM150 29V30H149ZM180 29V28H179ZM255 29V28H254ZM12 30V29H11ZM20 30V29H19ZM27 30V29H26ZM54 30V29H53ZM53 30L51 31V33L53 32ZM71 30V29H70ZM72 30H73V28H72ZM105 30V29H104ZM121 30V29H120ZM119 30V32H121ZM134 30H135V27H134ZM137 30V29H136ZM134 31L135 32V34H136V32L137 31ZM141 30V29H140ZM194 30V29H193ZM248 30V29H247ZM250 30V29H249ZM62 31H64V29L62 30ZM67 31V30H66ZM75 31H77V30H75ZM79 31V30H78ZM141 31H143V30H141ZM140 31V32H141ZM187 31V30H186ZM190 31H192L191 29H190ZM196 31V30H195ZM252 31V30H251ZM22 32V31H21ZM19 33V35L21 34L22 35V33ZM46 32V33H45ZM74 32V31H73ZM82 32V31H81ZM92 32V31H91ZM106 32H108L107 30H106ZM110 32H111V30H110ZM139 32V33H140ZM150 32V33H149ZM185 32V29H184V31L182 30V33H184ZM193 32V31H192ZM17 33V34H18ZM63 33V32H62ZM76 33V32H75ZM139 33H138V35H139ZM0 34H2V33H0ZM13 34V33H12ZM25 34V35H24ZM81 35H82V33H80ZM104 34H105V32H104ZM107 34V33H106ZM112 34V33H111ZM114 34V33H113ZM116 34H118L117 32L115 33V35ZM180 34H181V32H180ZM186 34V33H185ZM15 35V34H14ZM14 35H12V36H14ZM49 35V34H48ZM52 35V34H51ZM56 35V34H55ZM61 35V34H60ZM98 35V38H99V36L100 37H102L101 35H99V34H97ZM119 35V34H118ZM118 35H116L115 37H116V39L118 38L117 36ZM123 35H125L124 33H123ZM175 35V36H174ZM183 35V34H182ZM222 35V36H221ZM16 36V35H15ZM65 36H67V35H65ZM64 36V37H65ZM104 36V35H103ZM120 36H122L121 34H120ZM119 36V37H120ZM126 36V35H125ZM137 36V35H136ZM141 36V35H140ZM143 36V35H142ZM141 36V37H142ZM150 38H149V37ZM168 36H170V37H168ZM47 38L46 39H48V37H50V36H46ZM57 37H58V35H57ZM74 37V36H73ZM97 37V36H96ZM61 38V37H60ZM67 38V37H66ZM70 38V37H69ZM72 38V37H71ZM89 38V37H88ZM123 38H124V36H123ZM127 38V37H126ZM206 38V39H205ZM209 38H211V39H209ZM213 38V39H212ZM96 39V38H95ZM95 39L94 40H92L91 39V41H95ZM112 39V38H111ZM166 39V42L167 41H169V40H167ZM203 39H205L204 41H203ZM44 40H45V37H44ZM49 40H52V39H49ZM89 40V39H88ZM97 40V39H96ZM99 40V39H98ZM114 40V39H113ZM112 40V41H113ZM120 40H122V39H120ZM119 40V41H120ZM187 40V39H186ZM188 40H191V38L189 37L188 38ZM187 40V41H188ZM46 41H48V40H46ZM68 41V40H67ZM66 41V42H67ZM87 41V40H86ZM108 41H110V40H108ZM107 41V42H108ZM126 40H124L123 42H125ZM176 41V40H175ZM175 41H173L174 43H170V42H168L167 44V48L165 47V45H163L164 47H165V49H166V51L168 52V50H171V52L173 53V52H176L175 53V55L177 54V52L179 53L180 51L179 50H181V44H180V42L178 41V42H175ZM18 42H20V41H17V43ZM39 42V41H38ZM127 42H128V40H127ZM130 42V41H129ZM140 42V40H139V38H135V41H134V44H137V43H139ZM150 42V41H149ZM162 42H164V43H166L165 42V40L164 41H162ZM186 42V41H185ZM206 42V41H205ZM248 42H249V49L248 48H246L247 47V44H248ZM14 43V42H13ZM42 43H44V42H42ZM55 43V42H54ZM63 43V42H62ZM90 43V42H89ZM94 43V42H93ZM103 43V42H102ZM112 43V42H111ZM113 43H114V41H113ZM112 43V44H113ZM116 43H119V42H116ZM115 43V44H116ZM120 43H121V41H120ZM150 43V44H151ZM170 43V44H169ZM16 44V43H15ZM45 44V43H44ZM43 44V45H44ZM128 44V43H127ZM126 44V45H127ZM130 44H131V42H130ZM129 44V45H130ZM161 44H163V43H161ZM99 45H101V44H99ZM108 45V44H107ZM111 45V44H110ZM133 45V44H132ZM138 45V44H137ZM157 44H155L154 45V47L156 46ZM188 45V44H187ZM243 45H246V47H241V46H243ZM1 46V45H0ZM45 46V45H44ZM89 46V45H88ZM116 46H117V44H116ZM121 46V45H120ZM124 46V44H122V47ZM162 46V45H161ZM35 47V46H34ZM90 47V46H89ZM93 47V46H92ZM108 47H109V45H108ZM12 48V47H11ZM45 48V47H44ZM111 48H114V47H111ZM116 48V47H115ZM131 48H133L132 46L130 47V49ZM134 48H136V46L134 47ZM156 48V47H155ZM155 48H153V50H155ZM199 48V47H198ZM255 48V49H256ZM15 49V48H14ZM48 49V48H47ZM104 49V48H103ZM103 49H101L100 51H102ZM106 49V48H105ZM122 49H125V48H122ZM137 49V48H136ZM159 49H160V47H159ZM206 49H207V47H206ZM28 50V49H27ZM42 50V49H41ZM73 50H74V48H73ZM91 50H93V49H91ZM95 50V49H94ZM107 50H109V48L107 49ZM116 50V49H115ZM138 50H139V47H138ZM24 51V50H23ZM99 51V50H98ZM110 51V50H109ZM119 51V50H118ZM121 51H123V50H121ZM126 51H128V50H126ZM141 51V50H140ZM157 51V49L155 50V52ZM193 51V50H192ZM252 51V50H251ZM255 51V50H254ZM258 51V50H257ZM261 51V52H262ZM27 52V51H26ZM38 52V51H37ZM62 52V51H61ZM72 53H73V51H71ZM94 51H92V53H93ZM107 52V51H106ZM105 52V53H106ZM113 52V51H112ZM132 52V51H131ZM135 52V55L137 56V55H139V54H136L137 52H136V50L134 51ZM133 52V53H134ZM143 51H141V53H142ZM170 52V51H169ZM12 53V52H11ZM263 53H264V51H263ZM15 54V53H14ZM24 54V53H23ZM30 54V53H29ZM28 54V55H29ZM56 54H57V52H56ZM74 54V53H73ZM72 54V55H73ZM108 53H106V55H107ZM115 54V53H114ZM117 54V53H116ZM115 54V55H116ZM181 54V53H180ZM208 54V55H207ZM12 55V54H11ZM32 55V54H31ZM34 55V54H33ZM40 55V54H39ZM61 56H62V54H60ZM59 55V56H60ZM66 55V54H65ZM75 55V54H74ZM115 55H113V58L112 59H114L113 61H110V63L112 64V66L111 67H113V65H120L121 63H122V65H123V63H124V61L128 58L127 56H130V54H128V55H125L123 52H119V54H117L116 56ZM133 55V54H132ZM141 55V54H140ZM145 55H146V53H145ZM149 55V54H148ZM260 55V54H259ZM3 56V55H2ZM58 56V55H57ZM60 56V57H61ZM134 57L135 59L138 57ZM147 56V55H146ZM150 56H151V53H150ZM262 56H264L263 54H262ZM28 57H30V56H28ZM33 57V56H32ZM35 57V56H34ZM40 57V56H39ZM63 57V56H62ZM69 57V56H68ZM73 57V56H72ZM98 57V56H97ZM114 57H116V58H114ZM132 57V58H133ZM194 57V56H193ZM216 57V56H215ZM259 57V56H258ZM261 57V56H260ZM37 58V57H36ZM59 57H57V59H58ZM146 58V57H145ZM145 58H143V59H145ZM184 58V57H183ZM262 58H264V57H262ZM2 59H5V56H4V58L2 57ZM40 59V58H39ZM56 59V60H57ZM60 59V58H59ZM110 60H112L111 59V57L109 58ZM138 59H140V58H138ZM143 59H141V60H143ZM151 58H149V60H150ZM174 59V58H173ZM182 59V58H181ZM188 59V58H187ZM206 59V58H205ZM210 59V58H209ZM207 60L208 62H210V61H213V60ZM214 59V58H213ZM6 60L7 59H5V63H6ZM10 59H8V61H9ZM84 60V59H83ZM146 60V59H145ZM179 60V59H178ZM7 61V62H8ZM60 61V60H59ZM76 61V60H75ZM100 61V59H96V60H91V59H85V61H81V63H80V65H82V67H83V64H86V66H88V68L89 69H91L93 66H96L95 64H98V62ZM151 61V60H150ZM185 61V60H184ZM2 62V61H1ZM140 62V61H139ZM152 63H154L153 61H151ZM175 62V61H174ZM180 62V61H179ZM191 62H193L192 60H191ZM207 62V63H208ZM218 62V61H217ZM220 62H218V63H220ZM17 63V62H16ZM126 63V62H125ZM152 63H151V65H152ZM213 63V62H212ZM222 63H220V64H222ZM7 64V63H6ZM13 64V63H12ZM75 64V63H74ZM89 64V65H88ZM128 64V62L124 65V66H126ZM130 64V63H129ZM134 64L136 65V63L134 62ZM144 64V63H143ZM150 64V63H149ZM158 64V66L157 67H159V63H157ZM156 63H155V65H157ZM175 64H176V62H175ZM174 64V65H175ZM189 64H190V62H189ZM188 64V65H189ZM195 64V63H194ZM206 64V63H205ZM208 64H211V63H208ZM5 65V64H4ZM3 65V66H4ZM9 65H10V62H9ZM14 65H16V64H14ZM65 65V64H64ZM67 65V64H66ZM91 65V68L89 67ZM150 65V66H151ZM167 65V64H166ZM169 65V66H168ZM168 65L167 66H165V72H164V74L162 73V74H159V75H168L169 73H171L170 71V69H172V65H170L169 63H168ZM191 65V64H190ZM224 65V64H223ZM248 65V66H247ZM2 66V65H1ZM0 66V67H1ZM7 66H8V64H7ZM21 66V65H20ZM76 66V65H75ZM85 66V65H84ZM85 66V67H86ZM110 66V65H109ZM124 66H122V67H124ZM131 66H133L132 64L130 65V67ZM138 66V65H137ZM137 66H135L134 68H136ZM149 66V65H148ZM149 66V67H150ZM153 66H154V64H153ZM162 66V65H161ZM160 66V67H161ZM171 66V68L168 70V68ZM222 66V65H221ZM21 67H23V66H21ZM139 67H141V66H139ZM152 67V66H151ZM156 67V66H155ZM164 67V66H163ZM190 67H192V66H190ZM245 67V68H244ZM9 68V67H8ZM11 68V67H10ZM18 68V67H17ZM77 68V67H76ZM84 68V67H83ZM87 68V67H86ZM94 68V67H93ZM98 68V67H97ZM110 68V67H109ZM115 68V67H114ZM117 68V67H116ZM119 69L121 68V67H118ZM117 68V69H118ZM125 68V67H124ZM144 68V67H143ZM148 68V67H147ZM186 68H187V66H186ZM211 69H213L212 68V66L210 67ZM221 68V67H220ZM244 68V69H243ZM3 69V68H2ZM2 69H0V70H2ZM16 69V68H15ZM22 69V68H21ZM27 69V68H26ZM65 69H66V67H65ZM64 69V67H63V70H65ZM70 69V68H69ZM74 69V68H73ZM82 69V68H81ZM80 69V70H81ZM85 69V68H84ZM95 69V68H94ZM101 70L103 69L102 67L100 68ZM113 69V68H112ZM155 68H153V71H156V70H154ZM163 69V68H162ZM257 69V68H256ZM257 69V70H258ZM51 70V69H50ZM49 70V71H50ZM71 70V69H70ZM131 70V69H130ZM139 70V69H138ZM169 72H168V71ZM191 70V69H190ZM200 70V69H199ZM219 70V69H218ZM220 70V71H221ZM241 70H242V72H241ZM249 70L247 71V72H249ZM21 71V70H20ZM19 71V72H20ZM44 71H45V69H44ZM66 71V70H65ZM91 70H89V72H90ZM96 71V70H95ZM182 71V70H181ZM7 72V71H6ZM17 72V71H16ZM69 72V71H68ZM86 72V71H85ZM92 72V71H91ZM107 72H108V70H107ZM111 71H109L108 72V74L110 73ZM113 72V71H112ZM125 72H126V70L125 71H123L121 74H119V78L120 77H125ZM145 72H146V70H145ZM151 72V71H150ZM156 72H158L159 73V71H156ZM189 72V71H188ZM213 72V71H212ZM214 72H216V70L214 71ZM258 72V71H257ZM84 73V72H83ZM99 73V72H98ZM129 73H131L130 71L128 72V74ZM139 73V72H138ZM144 73V72H143ZM147 73H149V72H147ZM152 73V72H151ZM150 73V77H154L153 76V74H151ZM154 73V72H153ZM250 73V72H249ZM55 74V73H54ZM72 74V73H71ZM74 74V73H73ZM72 74V75H73ZM100 74V73H99ZM103 74V73H102ZM179 74H180V72H179ZM248 74V73H247ZM256 73H254V75H255ZM258 74V73H257ZM256 74V75H257ZM41 75V74H40ZM86 75V74H85ZM84 75V76H85ZM115 75V74H114ZM155 75V77H156V73L154 74ZM16 76V75H15ZM44 76H46V75H44ZM89 76H90V74H89ZM91 76H92V74H91ZM98 76V77H97ZM97 76L94 74L92 77H95L96 79L95 80H99V83L100 84H102V85H106L107 84V87H108V84H109V82H111L110 80V78H109V76L107 75V76H104V77H102V76H99L98 74H97ZM128 76H131V75H128ZM143 77H146V74L145 75H142ZM141 76V77H142ZM176 75H174V76H172L173 78L175 77ZM246 76H248V77H250V78H252L251 77V75H246ZM245 76V77H246ZM47 77V76H46ZM54 77V76H53ZM100 77V78H99ZM123 77V78H124ZM127 77V76H126ZM140 77V78H141ZM142 77V78H143ZM149 77V76H148ZM147 77V78H148ZM155 77L153 78V79H155ZM162 77V76H161ZM248 77H246V78H248ZM255 77V76H254ZM263 78V85H264V76H262ZM7 78V77H6ZM40 78H42V77H40ZM43 78H45V77H43ZM75 78V77H74ZM86 78H87V76H86ZM91 78V77H90ZM89 78V79H90ZM118 78V79H119ZM129 78V77H128ZM131 78V77H130ZM209 78H211V76L209 77ZM213 78H215V77H213ZM236 78V79H235ZM241 78V77H240ZM249 78V79H250ZM260 78V77H259ZM8 79V78H7ZM13 79V78H12ZM51 79V78H50ZM49 79V80H50ZM89 79H88V81H89ZM118 79H117V81H118ZM125 79V78H124ZM123 79V80H124ZM166 79H167V77H166ZM166 79H164V81L166 80ZM258 79V78H257ZM261 79V78H260ZM259 79V80H260ZM6 80V79H5ZM56 80V79H55ZM126 80V79H125ZM128 80V79H127ZM131 80V79H130ZM129 80V81H130ZM137 80H138V78H137ZM141 80V82L143 81V79H140ZM146 80V79H145ZM144 80V81H145ZM171 80H173V79H171ZM174 80H175V78H174ZM199 80V79H198ZM253 80V79H252ZM12 81V80H11ZM11 81H9L8 83H10ZM57 81V80H56ZM122 81V80H121ZM143 81V82H144ZM150 81V80H149ZM153 81H156V80H153ZM152 80H151V82H153ZM157 81H158V79H157ZM250 81V80H249ZM48 82V81H47ZM120 82V81H119ZM128 82V81H127ZM150 82V83H151ZM162 82V81H161ZM166 83L165 84H167V83H170L171 81H170V79L168 80V82H167V80L165 81ZM199 82H201V81H199ZM49 83H51V81L49 82ZM57 83V82H56ZM73 83V82H72ZM116 83V82H115ZM148 83V82H147ZM185 83V82H184ZM123 84V82L121 83V85ZM144 84V83H143ZM162 84H163V82H162ZM164 84V85H165ZM196 84V83H195ZM210 84H211V86H210ZM253 84V83H252ZM48 85H50V84H48ZM54 85V84H53ZM72 85V84H71ZM70 85V86H71ZM110 85V84H109ZM111 85H112V82H111ZM121 85H120V87H121ZM133 85H134V83H133ZM141 85V84H140ZM139 85V86H140ZM146 84H144V86H145ZM149 85H152V84H149ZM169 85V84H168ZM205 85V84H204ZM248 85V84H247ZM262 85V84H261ZM14 86V85H13ZM35 86H36V84H35ZM64 86V85H63ZM135 86V85H134ZM133 86V87H134ZM153 86H155L154 84H153ZM163 86V85H162ZM170 86V85H169ZM169 86H168V88H169ZM200 86H202V84L200 85ZM205 86V87H206ZM2 87V86H1ZM1 87H0V99H2L1 97H3L4 98V96L7 94V93H5V92H3L2 91V89H1ZM31 87H32V85H31ZM34 87V86H33ZM38 87H40V86H38ZM47 87V86H46ZM53 87V86H52ZM56 87V86H55ZM73 87H74V85H73ZM104 87V86H103ZM109 87H111V86H109ZM119 87V88H120ZM122 87H125V86H122ZM203 87V90H200V91H203V92H207L208 91V89H207V91H205L204 90V86H202ZM217 87V88H216ZM11 88V87H10ZM35 88V87H34ZM68 88H69V86H68ZM131 88V87H130ZM155 90H156V88L155 87H153ZM152 88V89H153ZM163 88V92H165L164 91V86L162 87ZM166 88H167V85H166ZM181 88V87H180ZM214 88H216V89H214ZM241 88V89H240ZM246 88V87H245ZM263 88H264V86H263ZM46 91H47V89L46 88H44ZM49 89V88H48ZM51 90H52V88H50ZM58 89H60V88H58ZM65 89V88H64ZM70 89V88H69ZM68 89V90H69ZM104 89V88H103ZM106 89V88H105ZM121 89V88H120ZM148 89H149V87H148ZM206 89V88H205ZM249 89V88H248ZM10 90V89H9ZM50 90V91H51ZM53 90H55L56 91V89H53ZM71 90H72V88H71ZM82 90H83V88H82ZM90 90V89H89ZM124 90H125V88H124ZM129 90V89H128ZM160 90H162L161 88H160ZM166 90V89H165ZM184 90V89H183ZM259 90V89H258ZM65 91V90H64ZM74 91V90H73ZM115 91V90H114ZM118 91H119V89L115 92V94H114V96L116 95V93H118ZM126 91V90H125ZM131 91V90H130ZM152 91H154V90H152ZM171 91V90H170ZM199 91V92H200ZM217 91V92H216ZM225 91V92H226ZM249 91V90H248ZM248 91H247V93L246 94H248ZM35 92V91H34ZM53 92V91H52ZM62 93H63V90L61 91ZM61 92H57V93H53L54 94V97L56 98V95H57V98L58 99H63L64 97H61V98H59L60 96H63V94L61 93ZM66 92V91H65ZM65 92H64V95H65ZM92 92V91H91ZM155 92H157V91H155ZM155 92L153 93V94H155ZM162 92V91H161ZM169 92V91H168ZM186 92V91H185ZM212 92V93H211ZM219 92V93H218ZM244 92H246V91H244ZM243 92V93H244ZM261 92V91H260ZM67 93V92H66ZM119 93H120V91H119ZM148 93H151L150 92V90H149V92ZM205 93H202V94H204V96H205ZM258 93H259V91H258ZM23 94H26V92L25 93H23ZM32 94V93H31ZM62 94V95H61ZM93 94H95V93H93ZM110 94H112V92H111V90H109V91H105V95L107 96V95H110ZM125 94V93H124ZM152 94V95H153ZM157 94V93H156ZM160 94V93H159ZM158 94V95H159ZM164 94V93H163ZM163 94H161V96L163 95ZM169 94V93H168ZM170 94H171V92H170ZM193 94V93H192ZM201 94V95H202ZM207 94V93H206ZM209 94H207V95H209ZM215 94L213 95V96H215ZM242 94V93H241ZM261 94H263V100H261L260 99V101H262L263 102V104L261 103V102H259L258 100V102H257V104L258 103H261L262 105H264V91L263 92H261ZM1 95H3V96H1ZM19 95V94H18ZM88 95H90V94H88ZM87 95V97L89 98V96ZM130 95V94H129ZM165 95V94H164ZM259 95V94H258ZM15 96V95H14ZM17 96V95H16ZM21 96V95H20ZM23 96V95H22ZM36 96H38V94L36 95ZM35 96V97H36ZM91 96H93V95H91ZM150 96V95H149ZM171 96V95H170ZM176 96V95H175ZM178 96V95H177ZM181 96V95H180ZM179 96V97H180ZM210 96V95H209ZM213 96H211L210 97V99H212V97ZM241 96H243V95H241ZM260 96V95H259ZM258 96V97H259ZM6 97H8V95L6 96ZM5 97V98H6ZM25 97H26V95H25ZM67 97V96H66ZM131 97V96H130ZM129 97V98H130ZM154 97V96H153ZM163 97V96H162ZM217 97L215 96V99H217ZM230 97V96H229ZM244 97H246V96H244ZM4 98V99H5ZM11 98V97H10ZM27 98V97H26ZM25 98V99H26ZM31 98V97H30ZM56 98V99H57ZM87 98V99H88ZM90 98H92V97H90ZM125 98H126V96H125ZM128 98V99H129ZM159 98H161L160 96H159ZM190 98H191V96H190ZM205 98V97H204ZM227 98V97H226ZM240 98V97H239ZM239 98H238V100L237 101H239ZM7 99V98H6ZM55 100V101H57V103L59 102L60 103V101L61 100ZM67 99V98H66ZM136 99V98H135ZM156 100H158L157 99V97L155 98ZM164 99V98H163ZM166 99V98H165ZM179 99V98H178ZM177 99V100H178ZM185 99V98H184ZM183 99V100H184ZM200 101L202 100V98H201V96H200ZM214 99V100H215ZM219 99H221V98H219ZM242 99H244V98H242ZM249 99V98H248ZM259 99V98H258ZM8 100H10V99H8ZM28 100V99H27ZM26 100V101H27ZM34 100V99H33ZM36 100V99H35ZM144 100V99H143ZM154 100V99H153ZM162 100V99H161ZM191 100V99H190ZM205 100V99H204ZM213 100V99H212ZM213 100V101H214ZM230 100V99H229ZM228 100V98L226 99V101H229ZM241 100V99H240ZM2 103H3V99L2 100H0ZM25 101V102H26ZM39 101V100H38ZM63 101L65 102V99H63ZM91 101H92V99H91ZM124 101V100H123ZM134 101V100H133ZM136 101V100H135ZM167 101V100H166ZM209 101V100H208ZM207 101V102H208ZM248 101V100H247ZM5 102H6V100H5ZM24 102V104H26ZM33 102V101H32ZM54 102V101H53ZM52 102V103H53ZM88 102H89V100H88ZM150 102V101H149ZM164 102V101H163ZM168 102V101H167ZM201 102H204V101H201ZM215 102V101H214ZM222 102V101H221ZM230 102V101H229ZM249 102V101H248ZM7 103V102H6ZM13 103V102H12ZM30 103H31V101H30ZM63 103V102H62ZM90 103H92V102H90ZM89 103V104H90ZM120 103V102H119ZM131 103V102H130ZM153 103H157L158 104V101L157 102H153ZM184 103V102H183ZM220 103V101H218V103L216 102V104L218 105ZM223 103V102H222ZM231 103H233V102H231ZM235 103V102H234ZM255 103H256V101H255ZM28 104V103H27ZM39 104V103H38ZM66 104V103H65ZM115 104V103H114ZM117 104H118V102H117ZM122 104V103H121ZM140 105H141V103H139ZM144 104H146V102L144 103ZM159 104H161V101L159 102ZM166 104V103H165ZM182 104V103H181ZM180 104V105H181ZM198 104H199V106H200V103H199V101H198ZM198 104H197V107H198ZM215 104V105H216ZM236 104V103H235ZM248 104V103H247ZM254 104V103H253ZM256 104V105H257ZM260 104V105H261ZM1 105V104H0ZM4 105V104H3ZM30 105H32V104H30ZM29 105V106H30ZM52 104H50V106H51ZM60 105V104H59ZM62 106H64V104H61ZM61 105L58 107V108H60L61 107ZM120 104H118V106H119ZM124 105V104H123ZM134 105V104H133ZM142 105H143V103H142ZM154 105V104H153ZM212 105H214V104H212ZM220 105V104H219ZM223 105H225V104H223ZM23 106H25V105H23ZM27 106V105H26ZM28 106V107H29ZM33 106V105H32ZM57 106L58 105H56V109H57ZM67 106V105H66ZM115 106H117V105H115ZM117 106V107H118ZM132 106V105H131ZM145 106H147V105H145ZM160 106H162V105H160ZM167 106V105H166ZM179 106V105H178ZM182 106V105H181ZM229 106V105H228ZM245 106H247L246 104H245ZM249 106V105H248ZM247 106V107H248ZM8 107H10V106H8ZM7 107V108H8ZM48 107H49V105H48ZM52 107H53V105H52ZM68 107V106H67ZM120 107V106H119ZM144 107V106H143ZM152 107V106H151ZM150 107V108H151ZM184 107H187V106H184ZM221 107V106H220ZM220 107H218L219 109V111L221 112L223 109H222V107L220 108ZM225 107H226V105H225ZM235 105L233 106V108L230 106V107H228L230 110L232 109V110H234L235 108ZM247 107L245 108V109H247ZM18 108H22V106L21 107H18ZM24 108V107H23ZM22 108V109H23ZM32 108V107H31ZM70 108V107H69ZM68 108V109H69ZM74 108H76V107H74ZM132 108V107H131ZM154 108H156V105L155 106H153L152 107V111H153V109ZM171 108V107H170ZM180 108V107H179ZM188 108V107H187ZM195 108V107H194ZM237 108V107H236ZM249 108V107H248ZM5 109V108H4ZM25 109V108H24ZM27 110H28V108H26ZM30 109V108H29ZM33 109V108H32ZM36 109V108H35ZM34 109V110H35ZM61 109H63V108H61ZM60 109V110H61ZM72 109V110H71ZM70 109V111H68L67 110V114L69 113H71L72 112V114H75V113H73L74 112V110H73V108H71ZM146 109V108H145ZM156 109H159V107L158 108H156ZM163 109V108H162ZM164 109L166 110V108L164 107ZM172 109H173V107H172ZM181 110H180V112L182 111V110H184V109H182V107L180 108ZM196 109V108H195ZM194 109V110H195ZM202 109V108H201ZM201 109H199V110H201ZM229 109H227V110H229ZM251 109V108H250ZM59 110V111H60ZM138 110V109H137ZM176 110H177V108H176ZM194 110H192L191 109V111H192V113H193V111ZM239 110V109H238ZM59 111H58V113H59ZM77 111V110H76ZM150 111H151V109H150ZM155 111V110H154ZM161 111V110H160ZM168 111V110H167ZM178 111V110H177ZM245 111V110H244ZM45 112V111H44ZM47 112V111H46ZM53 112V111H52ZM57 112V111H56ZM64 112V111H63ZM156 112H157V110H156ZM176 112V111H175ZM179 112V111H178ZM197 112H198V110H197ZM240 111H238L237 112V114L239 113ZM21 113V112H20ZM49 113V112H48ZM158 113H161V112H157L156 114H158ZM171 113H173V112H171ZM171 113H170V115H171ZM194 113H196V112H194ZM202 113V112H201ZM207 113V112H206ZM209 113V112H208ZM210 113H211V111H210ZM4 114V113H3ZM23 114V113H22ZM27 114V113H26ZM68 114V115H69ZM127 114V113H126ZM151 114V113H150ZM179 114V113H178ZM182 114V113H181ZM46 115H48V114H46ZM154 115V113L152 114V117L154 118L155 116H153ZM169 115V116H170ZM180 115V114H179ZM186 115V114H185ZM192 115V114H191ZM203 115V114H202ZM218 115V114H217ZM244 115V114H243ZM263 115V114H262ZM261 115V118H260V120H261V123L263 122L264 123V116H262ZM51 116H53V115H50V117ZM62 116V115H61ZM71 116V115H70ZM70 116H68V117H70ZM81 116V115H80ZM151 116V115H150ZM157 116V115H156ZM168 116V115H167ZM182 116H184V114L182 115ZM181 116V117H182ZM193 116V115H192ZM240 116H241V114H240ZM32 117V116H31ZM58 117V116H57ZM77 117V116H76ZM130 117V116H129ZM59 118V117H58ZM58 118H56V117H54L53 118V120H55L56 121V119H58ZM70 118H72V116L70 117ZM131 118H132V116H131ZM150 118V117H149ZM150 119V120H154V119ZM156 118V117H155ZM174 118V117H173ZM179 118V117H178ZM208 118V117H207ZM10 119V118H9ZM24 119V118H23ZM29 119V118H28ZM32 119V118H31ZM60 119V118H59ZM165 119V118H164ZM196 118L194 117V120H195ZM225 119V118H224ZM27 120V119H26ZM26 120H25V122H26ZM68 120H69V118H68ZM75 120V119H74ZM74 120H72L71 119V121H74ZM77 120H79V118L77 119ZM133 120V119H132ZM149 120V119H148ZM150 120H149V122H150ZM214 120V119H213ZM227 120V119H226ZM239 120V119H238ZM246 120V119H245ZM244 120V121H245ZM24 121V120H23ZM156 121V120H155ZM166 121V120H165ZM175 121V120H174ZM196 121V120H195ZM208 121V120H207ZM228 121V120H227ZM256 121V120H255ZM60 122V121H59ZM80 122V121H79ZM170 122V121H169ZM183 122H184V124H185V121L183 120ZM203 122V121H202ZM209 122V121H208ZM216 122V121H215ZM239 122V121H238ZM257 122H258V120H257ZM7 123V122H6ZM78 123V122H77ZM129 123V122H128ZM171 123H172V121H171ZM176 123V122H175ZM180 123V122H179ZM197 123V122H196ZM224 123H226V121L224 120ZM223 123V124H224ZM259 123H260V121H259ZM82 124V123H81ZM131 124V123H130ZM200 124V123H199ZM218 124V123H217ZM216 124V125H217ZM222 124V123H221ZM221 124H218L217 126H219V125H221ZM236 124V123H235ZM254 124H256V123H254ZM30 126H31V124H29ZM136 125V124H135ZM170 125V124H169ZM172 125V124H171ZM226 125V124H225ZM224 125V126H225ZM259 125V124H258ZM257 125V126H258ZM5 126H6V124H5ZM15 126V125H14ZM125 126H126V124H125ZM155 126V125H154ZM182 126V125H181ZM199 126V125H198ZM215 126V125H214ZM223 126V125H222ZM222 126H221V128H222ZM241 126H243V124L241 125ZM261 126V125H260ZM263 126V127H262ZM262 126H261V128H263L261 131L263 132L264 131V124H262ZM25 127H27V126H25ZM39 127H40V125H39ZM38 127V128H39ZM79 127V126H78ZM82 127V126H81ZM81 127H79V128H81ZM164 127V126H163ZM197 127V126H196ZM220 127V126H219ZM228 127V126H227ZM239 127V126H238ZM28 128H29V126H28ZM57 128V127H56ZM170 128V127H169ZM174 128V127H173ZM195 128V127H194ZM193 128V129H194ZM226 128V127H225ZM7 129V128H6ZM54 129V128H53ZM52 129V130H53ZM59 129H60V127H59ZM62 129V128H61ZM61 129H60V131H61ZM65 129V128H64ZM67 129H68V127H67ZM72 129V128H71ZM196 129V128H195ZM204 129V127L202 128V130ZM206 129V128H205ZM212 129H214V128H212ZM241 129H243V128H241ZM240 129V130H241ZM39 130V129H38ZM48 130V129H47ZM57 130H58V128H57ZM63 130V129H62ZM74 130H76V129H74ZM79 130V129H78ZM78 130H76V131H78ZM100 131L102 130V129H99ZM98 130V131H99ZM151 130V129H150ZM153 130H155V129H153L152 128V131ZM178 130V129H177ZM185 130V129H184ZM217 130V129H216ZM223 130H225L224 129V127H223ZM229 130V129H228ZM251 130V129H250ZM259 130H260V127H259ZM63 131H65V130H63ZM68 131V130H67ZM70 131H72V130H70ZM105 131V130H104ZM147 130H145V132H146ZM169 131V130H168ZM167 131V133H169ZM175 131V130H174ZM199 131H201V127L199 128ZM220 131H222V130H220ZM226 131V130H225ZM243 131V130H242ZM261 131L259 132V135L261 134ZM46 132V131H45ZM54 132V131H53ZM94 132H96V131H94ZM179 132V131H178ZM181 132V131H180ZM215 132H217V131H215ZM229 132H230V130H229ZM232 132V131H231ZM17 133H19V132H17ZM61 133V132H60ZM59 133V134H60ZM63 133V132H62ZM76 133V132H75ZM74 132H72L71 133V135L73 134H75ZM98 133V132H97ZM130 133V132H129ZM198 133V132H197ZM196 133V134H197ZM205 133V132H204ZM214 133V132H213ZM234 133V132H233ZM245 133V132H244ZM15 134V133H14ZM53 134H55V132L53 133ZM94 134V133H93ZM93 134H91V135H93ZM104 134V133H103ZM116 134V133H115ZM156 134V133H155ZM185 134H187V133H185ZM206 134V133H205ZM208 134V133H207ZM206 134V135H207ZM217 134V133H216ZM220 134V133H219ZM256 133H254V135H255ZM264 134V133H263ZM15 135H17V134H15ZM21 135V134H20ZM61 135V134H60ZM88 135V134H87ZM97 136H98V134H96ZM95 135V136H96ZM113 135H114V133H113ZM152 135H153V132H152ZM184 135V134H183ZM204 135V134H203ZM209 135V134H208ZM224 135V134H223ZM239 135V134H238ZM250 135V134H249ZM252 135V134H251ZM258 135V134H257ZM18 136V135H17ZM24 136V135H23ZM23 136H21V137H23ZM80 136V135H79ZM78 136V137H79ZM118 136V135H117ZM179 136V135H178ZM186 136V135H185ZM200 136V135H199ZM217 136V135H216ZM215 136V137H216ZM221 136V135H220ZM240 136V135H239ZM256 136V135H255ZM261 136V135H260ZM259 136V137H260ZM20 137V136H19ZM37 137V136H36ZM52 137V136H51ZM58 137V136H57ZM74 137H75V135H74ZM102 137V136H101ZM100 137V138H101ZM103 137H105V136H103ZM115 137H116V135H115ZM149 137V136H148ZM161 137V136H160ZM180 138H181V136H179ZM197 137V136H196ZM203 137V136H202ZM205 137V136H204ZM242 137V136H241ZM258 137V138H259ZM4 138V137H3ZM28 138V137H27ZM27 138H25V139H27ZM42 138V137H41ZM41 138H40V136H39V140H41ZM60 138V137H59ZM85 138H87L86 137V135H85ZM105 138H107V137H105ZM199 138V137H198ZM209 138V137H208ZM218 139H219V136L217 137ZM221 138V137H220ZM226 138V137H225ZM245 138V137H244ZM252 138V137H251ZM251 138H250V140H251ZM257 138V136L255 137V139ZM261 138V137H260ZM7 139V138H6ZM23 139V138H22ZM49 139V138H48ZM81 139V138H80ZM84 139V138H83ZM104 140V138H101V140ZM153 139V138H152ZM200 139V138H199ZM204 139V138H203ZM206 139V138H205ZM210 139V138H209ZM208 139V140H209ZM240 139V138H239ZM254 139V138H253ZM252 139V140H253ZM262 139V146H261V149H260V152H261V154H260V156H259V158H262V157H264V136L261 138ZM11 140V139H10ZM47 140V139H46ZM82 140V139H81ZM89 140V139H88ZM106 140V139H105ZM164 140V139H163ZM181 140V139H180ZM186 140V139H185ZM221 140V139H220ZM219 140V141H220ZM234 140V139H233ZM248 140V139H247ZM259 140V139H258ZM41 141H43V140H41ZM84 141V140H83ZM90 141V140H89ZM124 141V140H123ZM125 141H126V139H125ZM183 141V140H182ZM224 141V140H223ZM257 141V140H256ZM255 141V142H256ZM13 142H14V140H13ZM23 142V141H22ZM32 142V141H31ZM37 142V141H36ZM36 142H35V144H36ZM49 142V141H48ZM47 142V143H48ZM66 142V141H65ZM96 142V141H95ZM128 142V141H127ZM201 142V141H200ZM204 142V141H203ZM215 142H216V140H215ZM230 142V141H229ZM245 142H246V140H245ZM252 142V141H251ZM8 143V140H7V142H5V145H6V147H7V144ZM17 143V142H16ZM25 143H26V140H25ZM39 143V142H38ZM43 143V142H42ZM50 143V142H49ZM101 143V142H100ZM124 143V142H123ZM126 143V142H125ZM159 143V142H158ZM164 143V142H163ZM162 143V144H163ZM167 143V142H166ZM218 143V142H217ZM220 143H221V141H220ZM2 144H4L3 142H2ZM154 144V143H153ZM172 144V143H171ZM241 145H242V143H240ZM243 144H244V141H243ZM248 144V143H247ZM254 144L255 143H253L251 146L253 147L254 146ZM29 145V144H28ZM34 145V144H33ZM40 145H41V143H40ZM63 145H65V144H63ZM131 145V144H130ZM159 145V144H158ZM175 145V144H174ZM204 145V144H203ZM209 145V144H208ZM217 145V144H216ZM216 145H213V146H216ZM221 145V144H220ZM240 145V147H242ZM245 146H246V144H244ZM243 145V146H244ZM14 147H17L18 145L17 144H14L13 145ZM23 146H25V145H23ZM22 145H21V143H20V146H19V148L20 149H22V147H23ZM30 146H32V145H30ZM44 146V145H43ZM43 146H41V147H43ZM49 146V145H48ZM55 146V145H54ZM155 146V145H154ZM160 146H161V144H160ZM165 146V145H164ZM171 146V145H170ZM169 146V147H170ZM178 146V145H177ZM176 146V147H177ZM1 147V146H0ZM4 147V146H3ZM2 147V148H3ZM41 147H39L40 149H41ZM200 147H202V146H200ZM217 147V146H216ZM215 147V148H216ZM239 147V148H240ZM59 148V147H58ZM87 148V147H86ZM128 148V147H127ZM132 148V147H131ZM165 148V147H164ZM181 148V147H180ZM221 148V147H220ZM247 150L248 149H251L250 148V146L248 147V145H247ZM5 149V148H4ZM4 149H1L0 148V153L2 154V152H3V150ZM26 149V148H25ZM35 149H36V147H35ZM51 149V148H50ZM57 149V146H55V150ZM61 149V148H60ZM60 149H58V150H60ZM172 149V148H171ZM233 149V148H232ZM241 149H243V150H245L244 149V147L243 148H241ZM253 149V148H252ZM46 150V149H45ZM181 150V149H180ZM216 150V149H215ZM24 151V150H23ZM31 151V150H30ZM90 151V150H89ZM163 151V150H162ZM178 151V150H177ZM235 151V150H234ZM237 151V150H236ZM240 151V150H239ZM12 152V151H11ZM26 152V151H25ZM129 152H131L130 150H129ZM133 152V151H132ZM179 152V151H178ZM203 152V151H202ZM218 152V151H217ZM222 152V151H221ZM231 152V151H230ZM244 152V151H243ZM161 153V152H160ZM166 153V152H165ZM223 153V152H222ZM233 153V152H232ZM19 154V153H18ZM24 154V153H23ZM158 154V153H157ZM172 154H174V153H172ZM171 154V155H172ZM179 154V153H178ZM181 154H183V153H181ZM192 154V153H191ZM198 154H199V152H198ZM198 154H197V156H198ZM200 154H202V153H200ZM209 154V153H208ZM214 154H217L216 152L214 153ZM219 154V153H218ZM218 154L215 156V157H218ZM239 154V153H238ZM3 155V154H2ZM20 155V154H19ZM93 155V154H92ZM203 155V154H202ZM221 155V154H220ZM224 155V154H223ZM24 156V155H23ZM34 156V155H33ZM87 156V155H86ZM86 156H85V158H86ZM96 156H98V155H96ZM158 156V155H157ZM160 156V155H159ZM162 156V155H161ZM160 156V157H161ZM186 157H187V155H185ZM204 156V155H203ZM224 156H226V155H224ZM223 156V157H224ZM16 157V156H15ZM73 157V156H72ZM89 157V156H88ZM129 157V156H128ZM156 157V156H155ZM164 156H162V158H163ZM178 157H179V155H178ZM177 157V158H178ZM191 157V156H190ZM189 157V158H190ZM202 157V156H201ZM214 157V159H216ZM221 158H222V156H220ZM236 157V156H235ZM235 157H234V159H235ZM251 157V156H250ZM252 157H253V155H252ZM254 157H256V156H254ZM254 157H253V159H254ZM33 158V157H32ZM157 158V157H156ZM159 158V157H158ZM169 158V157H168ZM189 158L187 159L188 160V162H189ZM259 158H255V159H259ZM25 159V158H24ZM90 159V158H89ZM160 159V158H159ZM158 159V160H159ZM171 159V158H170ZM174 159V158H173ZM181 159V158H180ZM179 159V160H180ZM205 159V158H204ZM207 159H208V157H207ZM0 160H1V158H0ZM29 161H30V159H28ZM33 160V159H32ZM91 161H92V158L90 159ZM167 160V159H166ZM177 160V159H176ZM183 160H184V158H183ZM183 160L181 159V161L180 162H182V164H183V166H186L185 165V163H186V161H185V163H183ZM190 160H192L191 158H190ZM209 160V159H208ZM207 160V161H208ZM221 160V159H220ZM247 160H249V159H247ZM246 160V161H247ZM251 160V159H250ZM249 160V161H250ZM259 160H261V162H259V166L257 165L256 166V162H257V160H256V162H254L253 164H255V165H253V166H255V168H254V173H260V171H262L263 172V170L261 169V163H262V160L263 159H259ZM37 161V160H36ZM44 161H45V159H44ZM90 161V162H91ZM126 161H127V159H126ZM153 161H155L154 159H153ZM210 161H212L211 163H213V165H214V162L216 161V160H214V162H213V160H210ZM223 161V160H222ZM221 161V162H222ZM225 161V160H224ZM227 161V160H226ZM253 161H255V160H253ZM72 162H73V160H72ZM75 162V161H74ZM170 162V161H169ZM178 162V161H177ZM180 162H178V163H180ZM192 162V161H191ZM200 162V161H199ZM201 162H202V160H201ZM218 162V161H217ZM217 162H215V165H217L216 163ZM220 162V161H219ZM231 162H233V161H231ZM240 162V161H239ZM28 163H32L33 164V162H28ZM49 163V162H48ZM92 163V162H91ZM131 163V162H130ZM160 163V162H159ZM167 163V162H166ZM207 163V162H206ZM247 163H248V161H247ZM250 163H252V160H251V162ZM258 163V162H257ZM1 164V163H0ZM50 164V163H49ZM55 164V163H54ZM71 164V163H70ZM74 164V163H73ZM97 164V163H96ZM158 164V163H157ZM168 164V163H167ZM193 164V163H192ZM203 164H205V163H203ZM226 164V163H225ZM243 164V163H242ZM249 164V163H248ZM263 164V163H262ZM34 165V164H33ZM47 165V164H46ZM159 165V164H158ZM164 165V164H163ZM176 165H180V164H176ZM188 166V168H189V165H190V167H192L193 168V166L191 165V163L190 164H187ZM200 165V164H199ZM214 165V166H215ZM219 165V164H218ZM217 165V166H218ZM221 165V164H220ZM244 165V164H243ZM1 166V165H0ZM35 166V165H34ZM45 166V165H44ZM182 166V165H181ZM224 166H226V165H223V167ZM239 166V165H238ZM263 166H264V164L262 165V168H263ZM94 167H95V165H94ZM129 167V166H128ZM152 167H154V166H152ZM175 167V166H174ZM179 167V166H178ZM157 168V167H156ZM188 168H186V169H188ZM190 169V170H193V172H191V173H197V171H196V169H195V171H194V168L193 169ZM212 168H213V166H212ZM212 168H210L209 170H217V168L219 169V166L218 167H215L216 169H212ZM225 168H228V166L227 167H225ZM225 168H222V169H225ZM253 168V167H252ZM252 168L250 169V166H249V169L250 170H252ZM104 169H106V168H104ZM150 169V168H149ZM154 169V168H153ZM153 169H152V171H153ZM185 169V168H184ZM189 169H188V171H189ZM202 169H203V165H202ZM101 170V169H100ZM198 170V169H197ZM201 170V169H200ZM208 170V171H209ZM220 170V169H219ZM242 170V169H241ZM222 171V170H221ZM253 171V170H252ZM210 173H209V177H210V175H212V177H210L209 178V180H211V178H213V173H212V171H209ZM261 172V173H262ZM206 173H208V172H206ZM220 173H222V172H220ZM197 174H199V173H197ZM202 174V173H201ZM217 174H219V171H218V173ZM232 174V173H231ZM178 175V174H177ZM200 175V174H199ZM207 175V174H206ZM219 175H221V174H219ZM230 175V174H229ZM247 175V174H246ZM256 175V174H255ZM258 175V174H257ZM261 176H263L262 174H260ZM159 176V175H158ZM175 176V175H174ZM217 178V180H221L222 178L220 177V178H218V176L217 175H215ZM222 176H223V174H222ZM251 176V175H250ZM176 177V176H175ZM228 177V176H227ZM232 177V176H231ZM234 177V176H233ZM247 177V176H246ZM256 177V176H255ZM264 177V176H263ZM191 178V177H190ZM230 178V177H229ZM248 178H249V176H248ZM247 178V179H248ZM171 179V178H170ZM174 179V178H173ZM235 179V178H234ZM251 181H254V183H255V181H257L258 182V178H254V176L252 177L251 176ZM249 179V180H250ZM259 179H260V177H259ZM187 180V179H186ZM194 180V179H193ZM206 180V179H205ZM213 180H215V179H213ZM222 180H224V179H222ZM236 180V179H235ZM241 180V179H240ZM261 180H263V183L262 184H260L261 186H260V189L258 190V192H257V194H255L254 195V193H253V197L251 198L250 196H249V194H251L252 193V191H254V190H251V193H248V190H247V194H248V198H250V199H248L247 197H245L246 199H247V201H246V199L245 198H243V200L241 199V198H239L240 200H242L241 202H239L240 200L239 199H235L234 197V200H237V201H234V200H232L231 198H228V199H231V200H228L227 202H228V204L227 205H225V206H217L216 208H214V210H215V213L213 212L214 210H213V208H211V207H213L214 205H212L210 208H209V210H213L212 212L214 213L213 214V216H215V217H218V219L220 218V217H224V215H222V213H225L226 214V212H227V208H229V206L230 205H232L233 204V202H235V204H236V202H237V205L240 203V205H241V203L245 200V202L246 203H244L243 205V213L242 214H237V216L236 217H233L232 216V218H229V219H231L228 223H227V225H221V226H219V224L220 223H218L217 224V221H216V224L219 226V228L217 227V230H214V231H216L215 232V237H213V239H215L214 240V244H213V242H210V243H212V247L210 248V250L209 251H207V252H204L205 251V249L206 248H209L208 246H209V242H202V241H199V242H197L198 240H195V244H187V243H185L184 241H180V243H178L179 245H178V248L180 249L179 251L181 252V251H183L184 250V252L186 251V253H187V255L189 254V256H187V257H190V255H191V257L194 259L193 261H194V263L193 264H264V220H262V221H259L257 218V216H259L260 217V210L262 211V210H264L263 209V207H264V179L262 178ZM156 181V180H155ZM174 181V180H173ZM175 181H177V179L175 180ZM190 181V180H189ZM198 181V180H197ZM238 181V180H237ZM248 181V180H247ZM172 182V181H171ZM177 182H179V181H177ZM194 182V181H193ZM219 182H221V181H219ZM249 182V181H248ZM190 183V182H189ZM196 183V182H195ZM211 183H212V180H211ZM215 183H216V180H215ZM222 183V182H221ZM226 183V182H225ZM224 183V184H225ZM250 183V182H249ZM248 183V185L250 186V184ZM14 184V183H13ZM22 184V183H21ZM180 184V183H179ZM202 184V183H201ZM210 184V183H209ZM209 184H208V186H209ZM213 185H214V183H212ZM228 184H230V183H228ZM235 184V183H234ZM240 184V183H239ZM243 184H245L246 185V182H243ZM257 184V188H258V186H259V184L258 183H256ZM172 185H174V184H172ZM182 185V184H181ZM180 185V186H181ZM196 185V184H195ZM212 185V186H213ZM238 185V184H237ZM248 185H246V186H248ZM169 186H170V184H169ZM175 186H177V185H175ZM198 186V185H197ZM196 186V187H197ZM227 186V185H226ZM240 186V185H239ZM238 186V187H239ZM248 186V187H249ZM253 186V185H252ZM256 186V185H255ZM100 188L102 187V186H99ZM195 187V188H196ZM199 187H200V185H199ZM204 186L202 185V188H203ZM215 187V186H214ZM234 187H235V185H234ZM247 187V188H248ZM254 187V186H253ZM11 188H13V187H11ZM171 188V187H170ZM201 188V187H200ZM206 188V187H205ZM212 188V187H211ZM210 188V189H211ZM222 188V187H221ZM229 188V187H228ZM251 188V187H250ZM250 188H249V190H250ZM255 188V187H254ZM207 189V188H206ZM209 189V190H210ZM240 189H246V187L244 188V186L243 187H241L240 186ZM240 189H239V191H240ZM204 190V189H203ZM238 190V189H237ZM161 191V190H160ZM170 191V190H169ZM207 191H208V189H207ZM206 190H205V192H207ZM216 191V190H215ZM225 191V190H224ZM231 191H233V190H231ZM235 191V190H234ZM234 191H233V194H235L234 193ZM239 191H238V193H239ZM243 191V190H242ZM246 190H244V192H245ZM256 191V190H255ZM254 191V192H255ZM17 192H19V191H17ZM158 192V191H157ZM162 192V191H161ZM160 192V193H161ZM166 192V191H165ZM201 192V191H200ZM212 192V191H211ZM214 192V191H213ZM222 192V191H221ZM230 192V191H229ZM170 193V192H169ZM199 193V192H198ZM201 193H203V192H201ZM201 193H199V195L201 194ZM208 193V192H207ZM217 193V192H216ZM227 193V192H226ZM240 193H243V192H241L240 191ZM246 193V192H245ZM256 193V192H255ZM18 194V196H20V194L19 193H17ZM195 194V193H194ZM210 194V193H209ZM208 194V195H209ZM218 194V193H217ZM219 194H220V192H219ZM218 194V195H219ZM229 194V193H228ZM232 194V193H231ZM247 194H245L246 196H247ZM160 195H162V194H160ZM164 196H166L165 194H163ZM189 195V194H188ZM193 195V194H192ZM213 194H211V196H212ZM240 195H242V194H240ZM102 196V195H101ZM158 196V195H157ZM191 196V195H190ZM200 196H202V195H200ZM199 196V197H200ZM224 196V195H223ZM233 196V195H232ZM235 197H237V195H234ZM252 196V195H251ZM203 197H204V194H203ZM213 197H214V195H213ZM218 197V196H217ZM231 197V196H230ZM102 198V197H101ZM157 198V197H156ZM202 198V197H201ZM207 198H208V196H207ZM206 198V199H207ZM224 198H225V196H224ZM153 199H155V198H153ZM161 199V198H160ZM160 199H155L156 201L157 200H159V201H161ZM192 199V198H191ZM195 199V198H194ZM194 199H192V200H194ZM203 200H204V198H202ZM205 199V200H206ZM215 199V198H214ZM218 199H220V197L218 198ZM163 200V199H162ZM211 199H209V202H207V203H211V201H210ZM216 200V199H215ZM215 200H213L212 199V201L213 202H215ZM227 200V199H226ZM159 201H157V204H158V202ZM164 201V200H163ZM162 201V202H163ZM195 204H194V206L195 207H197V208H199L200 209V211L202 212L201 213V216L203 215V213L205 212V210H206V208L204 207V205H203V202H202V200L200 199V200H198V198H197V200L195 199ZM35 202V201H34ZM95 202H96V200H95ZM148 202V201H147ZM165 202V201H164ZM204 202H206V201H204ZM212 202V203H213ZM88 203H90V202H88ZM93 203H94V201H93ZM160 203V202H159ZM216 203V202H215ZM92 204V203H91ZM167 204V203H166ZM183 204V203H182ZM181 204V205H182ZM214 204V203H213ZM86 205V204H85ZM87 205H89V204H87ZM211 205V204H210ZM220 205V204H219ZM15 206V205H14ZM158 206V205H157ZM164 206H166L165 205V203H164ZM178 206L180 207V204H178ZM208 206H209V204H208ZM234 206V205H233ZM15 207H17V206H15ZM159 207V206H158ZM157 207V209H162L163 207H161V208H158ZM167 207V206H166ZM186 207L187 208H193V206H192V204L191 203H189L188 205L186 204ZM232 207V206H231ZM235 207V206H234ZM82 208H84V207H82ZM90 208V207H89ZM155 208V207H154ZM168 208V207H167ZM178 208V207H177ZM182 208V207H181ZM180 208V209H181ZM184 208H185V206H184ZM236 208V207H235ZM237 208H238V206H237ZM8 209V208H7ZM17 209V208H16ZM15 209V210H16ZM164 209V208H163ZM186 209V208H185ZM190 209V210H191ZM199 209H197V211L199 210ZM18 210H19V212H21L22 210L21 209H19V207H18ZM21 210V211H20ZM166 210V209H165ZM164 210V211H165ZM189 209H186L185 211H190ZM181 211V210H180ZM179 211V212H180ZM183 211V213L185 212L184 210H182ZM191 211H193V210H191ZM229 211V210H228ZM6 212V211H5ZM15 212V211H14ZM53 212V211H52ZM55 212V211H54ZM57 212V211H56ZM176 212V211H175ZM174 212V213H175ZM187 212H185V214H187V216L184 218V220L185 221H188L189 223H190V227L192 228V223L190 222V220H192V222H195L194 220H196V218L197 219H199L198 217H199V215L197 216V214L195 215V217H194V215H190L189 213H187ZM209 212V211H208ZM212 212H211V214H212ZM235 212H237V211H235ZM3 213V212H2ZM16 213V212H15ZM207 213V211L205 212V214ZM210 213V212H209ZM228 213V212H227ZM229 213H231V212H229ZM228 213V214H229ZM53 214V213H52ZM57 214V213H56ZM151 214V213H150ZM177 214V213H176ZM200 214V213H199ZM210 214V215H211ZM13 215V214H12ZM18 215H19V213H18ZM76 215V214H75ZM181 215V214H180ZM183 215V214H182ZM210 215H208V218H209V216ZM222 215V216H221ZM11 216V215H10ZM16 216V215H15ZM52 216V215H51ZM57 216V215H56ZM79 216H80V214H79ZM78 216V217H79ZM86 216H88V215H86ZM17 217V216H16ZM82 217V216H81ZM153 217V216H152ZM159 217V216H158ZM157 217V218H158ZM205 218H207L206 217V215L204 216ZM230 217V216H229ZM89 218H90V216H89ZM160 218V217H159ZM163 218V217H162ZM169 218H170V216H169ZM17 219V218H16ZM20 219V218H19ZM19 219H17V221H19ZM55 219V218H54ZM60 219V218H59ZM85 219H86V217H85ZM85 219H84V221H85ZM167 219H168V217H167ZM213 219H215V220H217L216 218H213ZM213 219H211V218H209V220H213ZM222 219V218H221ZM15 219H12V221H14ZM95 220V219H94ZM93 220V221H94ZM181 220V219H180ZM200 220H202L203 221V219H202V217H200ZM207 220V219H206ZM220 220V219H219ZM12 221H10V223H12ZM17 221H15V222H17ZM60 221V220H59ZM87 221H88V218H87ZM185 221H182V222H184V224H185ZM197 221V220H196ZM201 221V222H202ZM221 221V220H220ZM63 220H62V222H58L59 224H63ZM182 222L180 223V225H184V224H182ZM208 221H205L204 220V222H202V223H200V224H204V223H207ZM214 222V221H213ZM30 223H31V221H30ZM58 223H56V224H58ZM67 223V222H66ZM164 223V222H163ZM196 223V222H195ZM16 224V223H15ZM33 224V223H32ZM58 224V225H59ZM90 224V223H89ZM95 224V223H94ZM188 224V223H187ZM197 224V226H201V225H198V223H196ZM196 224H195V227H196ZM209 224H210V222H209ZM215 224V223H214ZM177 225H179V224H177ZM176 225V226H177ZM180 225H179V227H180ZM205 225V224H204ZM65 226H67V224L66 225H64L63 224V226L62 227H65ZM86 226V225H85ZM89 226V225H88ZM87 226V227H88ZM188 226H189V224H188ZM187 226V227H188ZM206 226H208V225H205V228L207 229L208 227H206ZM61 227V226H60ZM79 227V226H78ZM178 227V228H179ZM199 227H197V229L199 228ZM204 226H202V228H203ZM42 228V227H41ZM40 228V229H41ZM45 228V227H44ZM47 228V227H46ZM59 228V227H58ZM70 228V227H69ZM137 228V227H136ZM201 228V227H200ZM199 228V229H200ZM205 228H203V229H205ZM36 229V228H35ZM34 229V230H35ZM40 229H38V230H40ZM167 229V228H166ZM174 229V228H173ZM205 229V230H206ZM70 230H71V228H70ZM177 230V229H176ZM175 230V231H176ZM185 231H186V229H184ZM189 230H190V233H191V230L192 229H189L188 228V232H189ZM194 230V229H193ZM208 230H210V229H208ZM239 230H242L241 232H239V234H234V232L236 233V231H239ZM246 230V231H245ZM43 231V230H42ZM75 231V230H74ZM73 231V232H74ZM194 231H196V230H194ZM198 231V230H197ZM204 231V230H203ZM213 231V232H214ZM28 232H30V231H28ZM36 232V231H35ZM182 232H183V230H182ZM182 232L180 233V234H182ZM187 232V231H186ZM188 232L186 233L187 235H188ZM200 232H202V230L200 231ZM199 231L197 232V233H195V236H197V235H199L198 233H200ZM31 233V232H30ZM37 233V232H36ZM189 233V234H190ZM192 233H194V232H192ZM206 233V231L204 232V234ZM210 233V232H209ZM212 233V232H211ZM210 233V234H211ZM238 233V232H237ZM167 234V233H166ZM177 234H178V232H177ZM203 234V233H202ZM202 234H200L201 236H205L204 234L202 235ZM207 234V233H206ZM214 234V233H213ZM29 235V234H28ZM38 235V234H37ZM172 235V234H171ZM200 235H199V237H197V238H200ZM65 236H66V234H65ZM188 236H190V235H188ZM192 236V235H191ZM212 236V235H211ZM210 236V237H211ZM32 237V236H31ZM34 237V236H33ZM186 237V236H185ZM209 237V236H208ZM64 238V237H63ZM176 238V237H175ZM174 238V239H175ZM180 238V237H179ZM193 237H191L190 239H192ZM204 238V237H203ZM202 238V239H203ZM183 239V238H182ZM189 239V238H188ZM211 239V238H210ZM213 239H212V241H213ZM66 240V239H65ZM64 240V241H65ZM192 240H194V239H192ZM207 240H208V238H207ZM210 241V240H209ZM178 242V241H177ZM175 247V246H174ZM207 250V249H206ZM178 251V250H177ZM180 252H178V253H180ZM171 253V252H170ZM173 253V252H172ZM183 253V252H182ZM170 255V254H169ZM107 256V255H106ZM171 256H173V255H171ZM175 256L176 257H174V260L177 258V255L175 254ZM190 257V258H191ZM168 258V257H167ZM166 258V259H167ZM170 258V260H168ZM168 259H167V262L169 261H171V262H178V261H174L173 260V257H169ZM180 258V257H179ZM99 259H101V258H99ZM164 259V258H163ZM186 258H184V260H185ZM188 259V258H187ZM173 260V261H172ZM183 260V259H182ZM181 260V261H182ZM164 261H165V259H164ZM129 262V261H128ZM132 262V261H131ZM179 263H180V261H179ZM133 264V263H132ZM167 264V263H166ZM169 264V263H168ZM170 264H172V263H170ZM182 264V263H181ZM187 264V263H186Z\"/></svg>",
  "mask_w": 264,
  "mask_h": 264
}]
</instances>
